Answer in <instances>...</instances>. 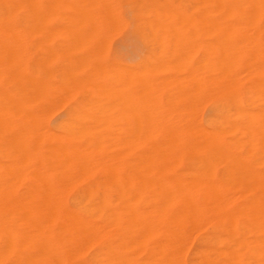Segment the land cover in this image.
I'll return each instance as SVG.
<instances>
[{"label":"bare ground","instance_id":"bare-ground-1","mask_svg":"<svg viewBox=\"0 0 264 264\" xmlns=\"http://www.w3.org/2000/svg\"><path fill=\"white\" fill-rule=\"evenodd\" d=\"M94 1V0H93ZM102 1V0H101ZM100 1V2H101ZM148 1V0H147ZM159 1V0H158ZM204 1V0H203ZM202 1V2H203ZM208 1V0H207ZM214 1H217V3H218V10H219V8H220V12H219V17H218V20L220 21V22H218L217 21V23L214 25V24H212V23H214V22H212L213 20L211 19V16L212 15H214V14H212V13H210V14H212V15H210V18H208V19H211V20H208L205 24L203 23V21H202V18H201V20L200 21H202L201 23H203V24H200V26H203V25H205V26H207V24H208V27L209 26H211V27H213V31H217V30H219V31H217V32H220V30H224V29H227V30H229V31H231V30H237L238 31V29L236 28V29H234L233 27H232V25L230 24V25H227V24H225V22H223L222 20L224 19V17H225V12H233V9L231 8V5H230V0H214ZM48 2H49V6H51V7H53L54 5H56V6H58V8H59V11H62V10H67V12H69L71 15L70 16H72V17H74L76 20H74L73 21V19L74 18H71L72 19V21L74 22V23H80L79 24V26H81V25H91V23H92V25L94 24V26L95 27H98V25H97V23L95 24L94 22H93V18L94 17H96L97 16V9H95L94 8V11L96 12V16H93V13H95L94 11H93V3L94 2H92V0H74V2H67V1H65V0H48ZM103 3L105 2V0L104 1H102ZM144 1L142 0V3H143ZM201 2V3H202ZM112 3V5L113 6H115V8H116V5H114L113 4V2H111ZM216 3V2H215ZM98 4H100V3H98ZM105 5L107 4L106 2L104 3ZM145 4V3H144ZM208 4V3H207ZM105 5L103 6V7H105ZM209 5V4H208ZM208 5H207V7H208ZM239 5H240V8H239V10H238V13H239V15H240V17L243 19V20H251L252 22H253V24L255 25V27L256 28H259V27H261L263 30H264V0H239ZM113 6H110V9L108 10L107 9V12H105V15H108V16H112V15H109L110 13V11H112V10H114L113 9ZM205 7H206V3H205ZM215 7V6H214ZM56 9H57V7H55ZM98 8H99V6H98ZM112 8V9H111ZM209 8V7H208ZM32 9H33V11H34V16L36 17V15L37 14H39V13H45L46 12V9H45V4H44V1L43 0H0V50L1 51H3L4 52V54H7V56H8V53H5V51H11V54H14L15 55V53L19 50V51H23V50H21L20 48H23L24 47V45H25V40L22 38V37H20V35H22V36H24L28 31H29V28H30V18H31V11H32ZM152 9V8H151ZM159 9V8H158ZM164 9V8H163ZM162 9V10H163ZM171 9V8H170ZM211 9V8H210ZM99 10V9H98ZM145 10V9H144ZM161 10V9H160ZM205 10H206V12H207V9L205 8ZM55 11V10H54ZM146 11V10H145ZM144 11V12H145ZM159 11V10H158ZM166 11H168V9L166 10ZM176 12V10L174 9L173 10V12ZM235 11V10H234ZM52 12V11H51ZM56 12V11H55ZM99 12L101 13V11L99 10ZM140 12V11H139ZM164 12H165V10H164ZM206 12H205V14H206ZM212 12H213V9H212ZM62 13V12H61ZM115 13H117L116 11H115ZM166 13H168V12H166ZM165 13V14H166ZM170 13V12H169ZM177 13V12H176ZM180 13H182V15L181 16H183L184 15V13L183 12H180ZM188 13V12H187ZM209 11L207 12V14H206V16H208L209 17ZM218 13V12H217ZM49 14L51 15V17H52V15H53V13H50L49 12ZM49 14H46V19H49V17H48V15ZM113 14H114V12H113ZM159 14V13H158ZM161 14H162V12H161ZM171 14H172V11H171ZM175 14V13H174ZM174 14H172V16H173V20H175L174 18ZM178 14V13H177ZM49 15V16H50ZM152 15V14H151ZM168 15H170V14H168ZM33 16V15H32ZM56 16V15H55ZM98 16H102V15H98ZM117 16H118V18H119V13L117 14V15H115L114 14V17H111V18H109V19H111V22H109V19H107V18H105L104 16H103V20H104V18L105 19H107V21L111 24L112 23V19H113V22L115 21V25L113 24H111V26H117L118 24H117ZM143 16H145V13H144V15ZM157 16V15H156ZM159 16H163V15H159ZM158 16V17H159ZM176 16V15H175ZM181 16H180V14H179V17L180 18H178V16H177V18L178 19H181ZM203 16V15H202ZM115 17H116V19H115ZM149 17V16H148ZM151 18H152V16H150ZM153 17H154V14H153ZM167 16H164V18H166ZM190 17V16H189ZM189 17H187V18H189ZM201 17V16H200ZM199 17V18H200ZM204 17H205V15H204ZM231 17V16H230ZM98 18H101V17H98ZM140 18V17H139ZM163 18V17H162ZM176 18V19H177ZM186 18V19H187ZM194 18V20H196L195 19V16L193 17ZM214 18V17H213ZM43 19H44V17H43ZM43 19H41V21L43 20ZM45 19V20H46ZM54 19V18H53ZM56 19V18H55ZM54 19V20H55ZM58 20H59V18H57ZM95 19V18H94ZM115 19V20H114ZM143 19H145L144 17H143ZM143 19L142 20H140V22L141 21H143ZM150 19V18H149ZM158 19V18H157ZM168 19V18H167ZM169 19H170V17H169ZM185 19V20H186ZM190 19V18H189ZM189 19H187V20H189ZM206 19V18H205ZM229 19V18H228ZM101 20V19H100ZM146 20H147V18H146ZM151 20V19H150ZM155 20V19H154ZM172 20V19H171ZM215 20V19H214ZM35 21V20H34ZM47 21V20H46ZM50 21V20H49ZM77 21V22H76ZM106 21V22H107ZM156 21V20H155ZM154 21V22H155ZM180 21V23H181V21L182 20H179ZM178 21V22H179ZM226 22H227V19L225 20ZM231 21V20H230ZM229 20H228V22H230ZM52 22V21H51ZM119 22V21H118ZM121 22H122V20H121ZM139 22V23H140ZM143 22H145V21H143ZM150 22V21H149ZM160 23V25L162 26L163 24H162V22H160V21H157V23ZM165 22H166V20H165ZM164 22V25L167 23H165ZM178 22H177V24H178ZM188 24H187V23ZM189 22H190V20H189ZM188 21H185V23H184V19H183V25H187V26H185V27H188L189 28V23ZM209 22V23H208ZM212 22V23H211ZM47 23H48V21H47ZM68 23V22H67ZM120 23V22H119ZM126 23V22H125ZM153 23V22H152ZM158 23V24H159ZM176 23V22H175ZM191 23H192V21H191ZM195 23V22H194ZM232 23V22H231ZM235 23H237V22H235ZM45 24V23H44ZM73 24V23H72ZM103 24V23H102ZM121 24V23H120ZM122 24H124V23H122ZM154 24V23H153ZM177 24H176V26L175 25H173L172 27H178L177 26ZM198 23L196 22V26H198L197 25ZM212 24V25H211ZM238 24V23H237ZM49 25V24H48ZM74 25V24H73ZM139 25V24H138ZM149 25V23H147V25L146 26H148ZM150 25H151V23H150ZM163 25V26H164ZM172 25V24H171ZM170 25V26H171ZM183 25H181V26H183ZM227 25V26H226ZM57 26V25H56ZM99 26L100 27H98L97 29H98V31H99V33H98V31H97V29H96V31H95V36L96 35H99L100 33V35L99 36H101V35H103L104 34V38H101V40H100V42H101V47L103 46H106V40L104 41V39L105 38H107V40L110 38H108V33H105L107 30H109V29H104L105 30V32L101 29V25L99 24ZM104 26H106L107 27V25H106V23L104 24ZM109 27V28H112L113 29V27ZM120 26V25H119ZM125 26V25H124ZM141 26H142V23H141ZM157 27H158V25H156ZM156 26H153V28H155ZM161 26H159V27H161ZM166 26V25H165ZM236 26V25H235ZM247 26V25H246ZM61 27V26H60ZM78 26H76V28H77ZM84 27V26H83ZM105 27V28H106ZM138 27V26H137ZM136 27V28H137ZM149 27V26H148ZM152 27V26H151ZM167 27H169L168 25L164 28L165 30H166V32H165V35H164V31L163 32H157V31H160L161 30V28L163 29V27H161L160 28V30H155L156 32H154V35L155 34H157L156 35V38L157 37H159V36H161L160 38H161V40H163L162 38H164L165 36L167 37L166 39L167 40H169V36H167L166 34H168V32L171 30V29H173L174 30V28H172V27H170L171 29H169V28H167ZM207 27V28H208ZM47 30L48 31H52V29L51 30H49V27L47 26ZM58 28V27H57ZM57 28L56 29H53V31H55V30H57ZM71 28H72V26H71ZM80 28V27H79ZM79 28H78V30H79ZM91 28V27H90ZM89 28V29H90ZM117 28V27H116ZM115 28V29H116ZM141 28H143V27H141ZM150 28V27H149ZM199 28H201V27H199ZM206 27L205 28H201V29H205L206 31H205V33L206 32H210L211 30H209V28L207 29ZM251 28V27H250ZM63 29V30H62ZM64 27L62 28L61 27V29L59 28V30H61V31H64ZM74 29V28H73ZM81 29V28H80ZM83 29H86V28H83ZM104 32H102L101 30ZM144 29V28H143ZM148 29V28H147ZM158 29V28H157ZM163 29V30H164ZM168 29H169V31H168ZM175 29H177V28H175ZM180 29H181V27H180ZM180 29H177V32H175V33H177V34H179L178 35V38H179V36H181V34L180 33H178V30H179V32H181V31H185L186 32V30H187V28L186 29H182V30H180ZM201 29H197V31H198V33L200 32L201 34H200V36L201 35H203L202 33H204L203 31L204 30H201ZM245 29V28H244ZM244 29H243V32L241 31V29L238 31V32H240V33H237V31H235L237 34H239V36L241 37V38H239V36L237 35V37L235 38V36L236 35H234V37H233V39H234V41L233 40H231V38H229L228 40H230L231 42H224L223 40V43H226V44H233V42H235V39H236V43H237V45L239 46V44L240 43H243V49H241L242 48V45H241V47L239 46H237L236 45V43H234V45L233 46H235V47H232L231 48V46H230V44L227 46L226 44V47H222V48H220L219 50H218V56H217V60H216V62L214 61V63L212 62H209V64H208V60L207 59H205V60H207V61H204V58H203V61H204V63L205 64H207L206 65V67L205 68H207L206 70L208 71H206L205 69V71L208 73V75H206L205 76V74L204 75H202L203 73H200V71L198 72V73H200V75L201 76H199V78L198 79H200V81L198 82V80L195 78V76H197V75H195V73L193 72V74L191 75V73H192V69L193 68H191L190 70L188 69V60H189V56L191 55V52L192 51H190L191 49H189V47H187L186 46V44L188 43V41L189 40H192V41H190L189 42V44L191 45V43L193 44V48H194V44L197 46V43H195V41L193 40L194 39V35H193V33H192V35L193 36H189V35H187V34H185V32H182V37H180V38H182V40L183 39H185L184 37H185V35L186 36H189V37H191L192 39H190V38H188V41L187 42H184L185 43V45L184 46H186L187 47V49H185L186 47H180L181 45H178L180 48H182V50H184V51H181V50H179V51H181V53H179V51H178V53L179 54H183V57H186V61L187 62H183V60H184V58H183V60L180 62L179 61V59H182V56H180L178 53V55H179V57H177L178 59H176V60H178L179 62H178V65H182V63H184L186 66H185V68L187 67V69H188V71H190L189 73H190V79L192 78L191 76H193V75H195L194 76V78L197 80V82L196 83H198L199 84V86L200 87H205L206 89H207V87L209 86V88H210V86L212 85V84H217L216 85V87L218 86V89H219V93H220V95L223 97V107H221L222 109L220 110V113H218L219 114V118H218V120H216V121H214V122H212V123H210V128H204L203 127V125L202 124H199V121H198V114H197V120L196 121H198L197 123H195V124H198V125H195V124H193L194 123V121H195V118H192L193 116H195L194 114H196V109H198V102H200V101H196V99H198L199 100V96H198V94H196L197 92H199L201 89H198L197 90V88H196V86L194 87L195 89H193V87H192V89H193V91H190V93H189V95L188 96H191L190 98L191 99H189V97L187 96H185V94H184V96L183 97H181V98H184V97H186L187 99H189V103L190 104H192L193 105V103L194 102H196V103H194V107H197V108H192L193 106L192 105H190V104H188V101H186L187 102V105L185 104L183 107H182V104L184 103V101H185V99H184V101L183 100H181V101H183V102H181L182 104L180 105V103H178V102H171V103H175L176 104V107H177V105H178V107L179 106H181V107H179V109L177 108V110H176V108L175 109H171V108H173L172 106H175V105H173L172 104V106H170L169 107V103L170 102H168V103H166V101L165 100H167L166 98H164V102L166 103V104H168V107H162L161 108V104H160V102H158V99H159V96L158 97H156L155 96V94L157 93L158 95H159V90H160V87H159V85H165V83H168V85H170L169 84V82H170V79L169 78H171L172 80L171 81H173L175 78H173V76L171 75V76H168L169 78V80H166V82L164 81L166 78H164L165 76H163V78H164V80H163V78H162V76L160 75V74H158V75H160V77H161V79L162 80H160V78L159 77H157V76H154V75H157L156 74V71H155V73H154V70H152L150 67V69L149 68H144L147 72H149L150 71V74L152 73V71H153V76L156 78L157 77V80L154 78V80H155V82L156 83H158L159 84V81H160V83H162V82H165V83H162V84H157L156 85V83L151 79V77L153 78V76L151 75V77L150 78H147V75L146 74H143V73H145V72H143L142 71V73L140 74V75H138V77L139 76H141L142 74L143 75H145L146 76V78L147 79H149L150 81H151V83L147 80V79H145V78H143L142 76H141V80H142V82H143V79H145V80H147V84L145 83H142V84H144L143 85V87L140 85V89H142V91H140V93L142 92V93H144V92H146V90H147V95H145L146 93H144V94H142L141 93V95H140V93L137 95L136 94V92L134 93V86L135 85H138V84H140V79H137L138 77H137V75L134 73L135 71L132 69L131 71H129L128 73H131V74H133L134 73V75L136 76V77H133V75L131 76V77H133V82H131L132 80H130V83L131 84H133V85H131L130 87L132 88L133 87V89H128L129 90V92L131 93V95H130V93H129V95H130V97H129V95L127 94V92L125 93V94H122V95H124V97H126L127 95H128V97L126 98V99H128V100H131V102L133 101V106H134V108H135V110H138V111H140L139 110V108L141 107V103L142 102H140V98H141V96H142V98H145V100H147V101H149L150 102V97H148V96H150L151 95V93L153 94V91L154 90H156L155 89V86L154 85H156V87H159V89H157L156 91H154V92H156V93H154L153 94V96H155V100H157V102L159 103V104H157V102H155V105L156 106H158L159 107V109H158V111L156 110L157 109V107H155L154 106V103H152V102H150V104H151V106H148V105H146V104H143L142 106L144 107H142V111L144 112V109H145V111H147V112H145V113H143L142 114V112L140 111V112H135V110L133 111V112H135V113H131L132 114V116L130 115V112H128L127 111V109H126V107H125V105H124V107H125V110L123 111L124 113L122 114V110H118V109H115V111L116 110H118L119 112H120V114H122V116L123 115H125V111H126V115H127V113L129 114L128 116L130 117H132L131 119H128L129 117L128 116H123L124 118H122V116L120 117V116H118V119H115V120H118V121H120V123L121 124H123L122 126H124V123L126 124V118L125 117H128L127 118V122H129L128 123V126L130 125V124H132V123H130V122H134V119L133 118H136L137 119V117L139 118L137 121L139 122V124H138V122L137 121H135L134 122V124H136L137 123V125H131V126H135V127H132V128H136V127H138V129L139 130H134L133 129V132L134 131H138V132H141V130H143L144 128H145V131H142L141 133L143 134V135H152V134H150V133H153V132H155L156 133V131L158 132V129H156L159 125V127L160 128H162L163 126V129L166 131V130H168L167 132L168 133H170L171 131H173V133H171L170 135L167 133V132H163L162 131V133L163 134H165V137L167 136V134H168V138H167V141H166V138L164 137V139H163V137H159V138H161V141H156V140H149V141H147V138H148V136H147V138H146V135L143 137H141V133H137V132H134V133H136V134H132V128H130L129 127V129L128 130H130V132L128 131V134H130V135H128L129 137V140H127V141H125V143H123V142H121L119 145H118V143L120 142V141H123V140H125V138H127V137H125V136H123V140H122V138H121V140L119 141L118 140V143L116 144V141H115V138H113V140L115 141V144L113 143V140H112V142H111V146H113V148H111V150H113V149H116V148H114V147H118V146H121L122 145V143H123V145L121 146V147H119V149H121L122 151H124V145H128L127 146V148L129 147V146H132L129 142H131V138L132 137H135V138H137V136H138V134H140L139 136H138V138H137V140H138V144L137 143H135L136 141H135V138H133V141H135V142H133L132 144H133V147H134V149H135V147H137V145H138V154L136 153V155H137V157L135 156V157H133V158H131V159H138V162H137V164L139 165L140 164V168L142 167V169H144V167L146 166V165H143L142 166V163H144V164H146V163H148L147 164V166H146V170H148L149 171V169L152 167V163H155L156 161H160V163H161V161H168V159H171V158H173V156H175V157H178L179 155V153H184V154H187V156L189 155L190 157H191V155H195V154H197V161H198V163L200 164V166H202L203 168H206L207 169V167H210V166H212L213 164H216V162L217 163H219L218 164V166H220L221 168L223 167V166H225V165H220V162H224V164H226L227 165V167L225 166L224 168H227V170H226V172L224 173V174H220L221 176H220V178H218V179H216L215 177H214V175L213 174H211L210 172V174H207V171L206 172H203L202 174H201V172H200V174H201V176H199L198 175V171H197V175L198 176H195V177H192L191 179L190 178H188L187 177V179L188 180H184V179H170V178H165V177H158V178H152L149 174H147V176H144L143 174V171H142V174H139V176H140V178H139V182H138V185L136 184L137 182H136V180L138 179L137 177H136V175H135V173H133L134 174V176L132 175V174H130L131 175V177L132 178H135L136 177V179H135V184H136V188L134 187V186H132V185H130V186H128V184H127V186H126V189L125 190H120L119 188V191H115L114 189H112V190H114V191H70L69 189H66V191H60V190H57V188L56 187H58V185L60 186L61 184L60 183H62L61 182V179L59 180V178H62V180H63V178H64V176H63V174H64V169L62 170L61 169V167H62V165H61V167H60V164H58L59 165V167H58V170L57 171H59V175H58V177L59 178H56L55 179V176L56 175H54V176H51V175H48V174H46V170H43V169H45V168H42V170H41V168H40V170L39 169H37V167H36V169H31L30 170V168H32L31 166H29V165H31L32 164V162H33V160L32 159H37V157L36 156H38V154L36 153L35 155H34V153L32 154L33 155V157H35V158H31V151L33 150V149H35V147L34 146H32L33 144L35 145L38 141H41V138H42V140L44 141V138H46V137H49L50 135H49V133H48V129L44 132L45 134H47L48 136H46L45 134L43 135L42 134V132H43V130L41 129V128H39L40 129V131H39V129H38V127H35L34 125L36 124H33V121L32 120H28V119H26V117H27V115H25V114H20L21 116H20V118L21 117H23L24 118V116H26L25 117V119H24V121H26V120H28L27 122L29 123V125L27 126V122H24L23 121V118H22V123L24 124H26V125H23L22 123H20V124H16V123H13V124H11L12 123V121H14V119H13V117H12V115H9V117H11V123L9 124V123H7L6 122V117L8 116V113H10V107L9 108H4V105H3V107L1 106V104H0V125H3V126H5L6 128H7V126H6V124L10 127V129H13L14 130V132L12 133V134H9V135H7V136H1L0 135V143L2 144V146H4V147H1L0 146V153L2 154H5L4 152H5V150H6V152H8V155H9V157H12V159L10 158V162L8 161V163H10V164H7V168H6V170H7V172L8 173H10V174H7V173H5L6 171H4V175L2 174V168H0L1 169V171H0V174L2 175V176H4L5 177V174H7L9 177H11L12 176V174L11 173H13V171H14V174H15V171H17V174L19 173V175H17V177H18V180H16V178H14L13 177V179L12 180H14L15 182H13L12 180L10 181L9 180V177L7 176V178H4L6 181L4 182V183H6L4 186H8L7 188H9L7 191H5L7 188L6 187H4V186H2L4 183H0V201L2 200V202H3V204L2 203H0L1 205H2V207H7L8 206V209H9V207H11L12 208V215L14 214V211H16V209H18V211H19V209H20V211H22L23 213H24V210H26L25 211V213L23 214L22 212L20 213V211H19V213L20 214H23L22 216H24V218L26 219H24L23 218V220L24 221H26L28 224H29V226H27V223L25 224L27 227V229H29L28 227H30V225H33V224H36V223H38V221L36 220L37 218L35 217L36 216V214H35V216H32L33 218H31V215H30V213H29V211L30 212H32V211H35L36 210V212H39L41 209V207H45L46 209L47 208H49L50 210H51V212L52 211H54V210H60V208H55V206H58V205H61V204H63V200H62V197H63V199H64V196L63 195H68V194H70V193H77V192H82L83 194H88V195H90V196H92V195H96V194H99V193H101V194H105V195H111V196H114L115 197V200H113V201H111V200H109V201H107V200H104V197H103V201H106V205H109V204H113V203H115V206H116V211H114L115 213L113 214L114 216L117 214V215H122L121 216V220H123L122 222H124L126 219H127V222L125 221L124 222V224L126 223V227H127V230H128V226L130 225V227L132 226V224H133V216H131L130 218H127V216L125 217L126 219L124 220V219H122L123 218V215L126 213V215L127 214H129L130 212H132V214L131 215H135V218H134V224H136L137 225V227L134 225V226H132L133 228L135 227V228H137L138 230H137V232H138V234H137V232H134L135 231V229L133 230V228L131 227V229L133 230H131L130 228H129V230H131L132 232H131V235H132V238H131V240H132V246L133 245H136L137 244V241H138V244L137 245H139V256H140V261H138V259H137V261L138 262H140V264H242V262H241V260H240V256H239V230H238V222H239V216H241V214H242V217L244 218V219H247L248 220V222H250V224L251 223H254V219H256V220H258V221H260V222H263L264 223V173H259V171L258 170H256L252 165H250L249 163H248V159L250 158V156L249 155H254V154H252V153H260L261 152V154H263V152H264V44H259V42L256 40L255 41V39H253V35L256 37L257 35H259L258 34V32L257 31H255V33H257V34H255V33H253V32H249V31H246L247 32V35H249L250 34V36H249V38L248 39H250L251 38V40H250V42H249V40H247V37L248 36H246V33H244ZM34 30V29H33ZM44 30H46L45 28H44ZM142 30V29H141ZM150 30V29H149ZM152 31H153V29H151ZM150 30V31H151ZM201 30V31H200ZM208 30V31H207ZM227 30H225V31H227ZM47 31V34H49L50 35V33ZM52 31V32H53ZM61 31H60V33H61ZM68 31V30H67ZM73 31H75V29L73 30ZM85 31V30H84ZM110 31V30H109ZM174 31H176V30H174ZM174 31H172V32H174ZM187 31H189L190 32V30H187ZM193 31V30H192ZM212 31V33H216V32H213ZM40 32V31H39ZM66 32V31H65ZM79 32V31H78ZM81 32L83 33V31L81 30ZM108 32V31H107ZM117 32V31H116ZM142 32V31H141ZM171 32V33H172ZM189 32H187V33H189ZM30 33V32H29ZM43 33H44V31H43ZM57 33V32H56ZM70 33V32H69ZM85 33V32H84ZM97 33V34H96ZM110 33H112V32H110ZM115 33V32H114ZM150 33V32H149ZM152 34H153V32H151ZM160 33V34H159ZM162 33V34H161ZM171 33H169V34H171ZM222 32H220V34H221ZM224 33V32H223ZM231 33V32H230ZM249 33V34H248ZM253 33V34H252ZM24 34V35H23ZM36 34V33H35ZM46 34V33H45ZM54 34V33H53ZM53 34H51V35H53ZM71 34H72V31H71ZM86 34V33H85ZM151 34V35H152ZM168 34V35H169ZM177 34H174L175 35V37H177L176 35ZM185 34V35H184ZM243 34V35H242ZM43 35V34H42ZM49 35H47V36H49ZM65 35V33L64 34H62V36H64ZM105 35H107V37H105ZM112 35V34H111ZM154 35H153V37H154ZM172 35V34H171ZM191 35V34H190ZM210 34H208V36H209ZM216 34H214L213 36H211V37H214ZM230 35H233L232 33L230 34ZM242 35V36H241ZM46 36V35H45ZM46 36V37H47ZM83 36H87V34L86 35H84L83 34ZM91 36V35H90ZM147 36V35H146ZM163 36V37H162ZM184 36V37H183ZM199 36V35H198ZM205 36V35H204ZM223 36V35H222ZM245 36V37H244ZM53 37V36H52ZM58 37V36H57ZM101 37H103V36H101ZM171 37V36H170ZM172 37H174V36H172ZM206 37V36H205ZM218 37L219 36H217V39H218ZM60 38H62L63 39V37H60ZM71 38H72V36H71ZM84 38H86V40L84 39ZM83 39H80V37H79V39H80V41L82 42V41H87L88 40V38H89V36L88 37H84ZM94 39H95V37H93ZM98 38H100V37H98ZM146 38V37H145ZM179 38V39H180ZM187 38L185 39V40H187ZM202 38V37H201ZM200 38V39H201ZM209 39H210V37H208ZM215 38V37H214ZM220 38V37H219ZM237 38L239 39V42H238V40H237ZM243 38H245L244 40H241L240 41V39H243ZM44 40H45V38H43ZM50 39H53V38H50ZM49 39V41H51ZM67 39H70V35H69V38L67 37ZM90 39V38H89ZM102 39H103V41H102ZM152 39V38H151ZM171 39V38H170ZM175 39V38H174ZM34 40V39H33ZM73 40V39H72ZM75 40H77V39H74V41H72L74 44H75ZM91 40H93V39H91ZM96 40V39H95ZM157 40V39H156ZM155 40V42H157V41H161V40H157L156 41ZM164 40H165V38H164ZM163 40V41H164ZM178 40V39H177ZM182 40H180L181 42H182ZM184 40V41H185ZM196 40H197V37H196ZM214 40V39H213ZM56 41V40H55ZM97 41H98V39H97ZM142 41V40H141ZM171 40H169V42H170ZM172 41H176V40H172ZM203 41L205 42H207V44H206V42H205V44H201V45H205L204 47H207L208 49L209 48H214V46H211L212 45V43L210 44L209 43V41H211V40H209L208 41V39L207 40H204L203 38H202V43H203ZM243 41V42H242ZM248 41V42H247ZM252 41V42H251ZM254 41H255V43H254ZM28 42V41H27ZM33 42V41H32ZM31 41H30V43H32ZM79 41L77 40L76 41V44H79L78 43ZM91 42V41H90ZM106 42V43H105ZM110 42V41H109ZM167 43V46H168V41H166ZM177 42H179V40L178 41H176L175 43H177ZM199 42V44L201 43V41H198ZM257 42V43H256ZM30 43H28V45L30 44ZM43 43V42H42ZM56 43H57V45L59 44L58 43V41H56ZM65 43V42H64ZM66 43H67V41H66ZM86 43H88V42H86ZM92 43H93V41H92ZM104 43H105V45H104ZM222 43V44H223ZM252 43H254L253 45H252ZM81 45H82V43H80ZM79 44V48H80V45ZM84 44H85V42H84ZM90 44V43H89ZM163 44L165 45V42L164 43H161V46L164 48V47H166V46H163ZM209 44V45H208ZM221 44V45H222ZM248 44H250V45H248ZM34 45V44H33ZM61 45V44H60ZM65 45H67V44H65ZM96 45V44H95ZM215 45V44H214ZM224 45V46H225ZM252 45V46H251ZM49 46H50V44H49ZM99 46V43H98V45H97V47ZM152 46V45H151ZM183 46V45H182ZM209 46H211V47H209ZM237 46V47H236ZM249 46V48H250V46L252 47V48H250V50H249V48H247V47ZM42 47H43V45H42ZM62 47H63V50L64 49H66L65 47H64V45L62 44ZM102 47V48H103ZM108 47V46H107ZM158 47V46H157ZM171 48L173 47V45L172 46H170ZM191 47H192V45H191ZM200 47L201 48H204L203 46H199V48L197 47V49H200ZM229 47V48H228ZM246 47V48H245ZM29 48V47H28ZM47 48V47H46ZM52 48V47H51ZM73 48H75V47H73L72 46V50H73ZM78 48V47H77ZM82 48V47H81ZM93 48L95 49V47L93 46ZM163 48H161V50L163 49ZM168 48V47H167ZM174 48V47H173ZM175 48L176 49H178V47H176L175 46ZM193 48H192V50H193ZM211 48V49H212ZM61 49V48H60ZM83 49V48H82ZM93 49V50H94ZM98 49V48H97ZM96 49V50H97ZM151 49V48H150ZM176 49H173V51H175V52H177V50ZM215 49H216V47H215ZM215 49H213L214 51L213 52H216L215 51ZM247 49L251 52H253V54H252V52H251V54L247 51ZM14 50H17V51H14ZM25 50V49H24ZM35 50V49H34ZM39 50V49H38ZM43 50H44V48H43ZM62 50V51H63ZM75 50H77L76 48H75ZM86 50V49H85ZM100 50V49H99ZM154 50H155V48H154ZM188 50V51H187ZM203 50V49H202ZM204 50L206 51L207 49L206 48H204ZM13 51V52H12ZM26 51V50H25ZM45 51V50H44ZM48 51V50H47ZM47 51H46V54H47ZM51 51V50H50ZM61 51V50H60ZM65 51V50H64ZM87 51V50H86ZM167 51V50H166ZM168 51H170V49H168ZM172 51V50H171ZM195 51V50H194ZM208 51H210V50H208ZM247 51V52H246ZM3 52H1V54H2V56L0 57V99H1V101H5V102H7L11 107L12 106H16V109H18L17 111H19L18 112V114L20 113V110H22V108H24V107H22L19 103H20V100L21 99H24V98H27L26 100H25V102L26 101H31L30 99H29V97H28V88L30 89V87H29V85L30 84H33L34 82H35V80L33 81V83H32V79H31V81H30V79L28 80L27 78L28 77H25V76H23L22 75V72H24V71H26V65H27V61H26V57L25 58H22V56L21 57H16V55L14 56H11L10 55V53H9V57L8 58H5V57H3ZM24 52V51H23ZM22 52V53H23ZM29 52V51H28ZM56 52V51H55ZM73 52V51H72ZM96 52V51H95ZM94 52V53H95ZM162 52V51H161ZM211 52V51H210ZM246 52V53H245ZM19 53V52H18ZM27 53V52H26ZM44 54H45V52H43ZM57 53V52H56ZM59 53V52H58ZM171 52H169V53H167L166 54V52H165V55H168V54H170ZM172 53H174V52H172ZM190 53V54H189ZM203 53H207V52H203ZM248 53V54H247ZM20 54V53H19ZM19 54H17V55H19ZM49 54L51 55V52H49ZM76 54V53H75ZM187 54L188 55V59H187V55L185 56V55ZM215 54V53H214ZM244 54H246V55H251L250 57L249 56H247V57H245L244 56ZM24 55H26V54H24ZM28 55V54H27ZM60 56H61V53L59 54ZM165 55L164 56H159V57H162V59L165 57ZM4 56H6V55H4ZM45 56V55H44ZM52 56V55H51ZM55 56V55H54ZM53 56V57H54ZM173 56V55H172ZM174 56H176V53H175V55ZM212 56H216V55H213V54H211V57ZM36 57H37V54H36ZM47 57H48V55H47ZM46 57V58H47ZM74 57V56H73ZM77 57V56H76ZM83 57H84V55H83ZM82 57V54H81V58H83ZM155 57V56H154ZM168 58H169V56H167ZM204 57V56H203ZM49 58H50V56H49ZM80 58V57H79ZM89 58V56H87V60H89L90 61V59H88ZM90 58H91V56H90ZM92 58H94L95 59V57H92ZM91 58V59H92ZM99 58V57H98ZM151 58V57H150ZM172 58H174V57H172ZM48 59V58H47ZM75 59V58H74ZM73 59V60H74ZM84 60H86L85 58H83ZM83 59H81V60H83ZM147 59L149 60V58L147 57ZM157 59V58H156ZM160 59V58H159ZM202 59V58H201ZM209 59V58H208ZM215 59V58H214ZM44 60V59H43ZM60 60V59H59ZM69 60H71L70 58H69ZM86 60V63H88V64H90L88 61ZM93 60V59H92ZM151 60V59H150ZM153 60V59H152ZM158 60V59H157ZM161 60V59H160ZM173 61H171V63L173 62L174 63V61H175V63H176V60L175 59H172ZM210 60V59H209ZM212 60V59H211ZM210 60V61H211ZM50 61V60H49ZM64 62H65V60H63ZM76 61V60H75ZM78 61H79V59H78ZM145 61V60H144ZM155 61V60H154ZM161 61H163V60H161ZM161 61H159V63L161 62ZM165 61H167L166 60V58H165ZM169 61V60H168ZM73 62V61H72ZM94 62V61H93ZM93 62H92V64H93ZM97 62V60L95 59V63ZM141 62V61H140ZM152 62V61H151ZM158 62V61H157ZM170 62V61H169ZM207 62V63H206ZM40 63V62H39ZM71 63V62H70ZM70 63H68V64H70ZM80 63H81V61H80ZM84 64H85V62H83ZM143 63H145V62H143ZM142 63V64H143ZM149 63V62H148ZM156 65H157V63H156V61L154 62ZM158 63V64H159ZM165 64H166V62H164ZM171 63H168V64H171ZM181 63V64H180ZM192 63H193V60H192ZM200 65H201V60H200ZM42 64V62L40 63V65ZM83 64V65H84ZM140 64V63H139ZM152 64V63H151ZM155 64H152V65H154L155 66ZM161 65L160 66H158V68L159 67H161L160 69H158L157 68V66H155L156 67V70L158 69V70H160L159 72L161 73V71H162V69H163V67H164V65L162 64V63H160ZM184 64L181 66V67H183L184 66ZM75 65H77V63L75 62ZM100 65V64H99ZM115 65V64H114ZM117 65V64H116ZM145 65V64H144ZM149 65V64H148ZM162 65H163V67H162ZM173 65V64H172ZM70 66V65H69ZM78 66V65H77ZM77 66H75V69H76V67ZM81 66H82V63H81ZM93 66V65H92ZM121 65H119V66H116V69H117V75L116 76H120V71H118V70H122V68L120 69H118V67H120ZM141 66V65H140ZM140 66L137 68V69H139L140 68ZM143 66V65H142ZM146 66V65H145ZM145 66H143V67H145ZM165 66H167V68H168V65H165ZM80 67V66H79ZM78 67V68H79ZM83 67V66H82ZM82 67H80V68H82ZM94 67V66H93ZM98 67V66H97ZM101 67V66H100ZM142 67V68H143ZM148 67V66H147ZM169 67H171V65L169 66ZM173 67L174 68H176V69H178V68H180V67H175L174 65H173ZM86 68V67H85ZM115 68V67H114ZM129 68V69H130ZM174 68H173V70H174ZM102 69V68H101ZM129 69H127V70H125V69H123V70H125V73H127V71L129 70ZM153 69H155L154 67H153ZM165 69V68H164ZM247 69V70H246ZM93 70V69H92ZM100 70V69H99ZM110 70V69H109ZM122 70V71H123ZM171 70V69H170ZM172 70V71H173ZM179 70V69H178ZM182 70H183V68H182ZM15 71H17V72H20L21 73V76H19V77H16V76H14V73L13 72H15ZM79 71V70H78ZM168 71H169V69H168ZM176 72H178L177 70H175ZM174 71V72H175ZM180 71H181V69H180ZM245 71V72H244ZM87 72H90V70L88 71L87 70ZM93 72H95V70H93V71H91V73H93ZM98 72V71H97ZM101 72V71H100ZM124 72V71H123ZM122 72V73H123ZM133 72V73H132ZM139 72H141L140 70H139ZM146 72V73H147ZM187 72V71H186ZM202 72V71H201ZM204 72V71H203ZM209 72H213V73H210V76H209ZM44 73V72H43ZM72 73V72H71ZM96 73V72H95ZM103 73H104V71H103ZM115 73H114V75H115ZM136 73H138V71L136 70ZM164 73V72H163ZM197 73V72H196ZM197 73V74H198ZM241 73H244V77H243V75H241ZM246 73V74H245ZM55 74V73H54ZM67 74V73H66ZM97 74V73H96ZM101 74V73H100ZM108 74H109V71H108ZM139 74V73H138ZM18 75V74H17ZM91 75V74H90ZM101 75H103V74H101ZM114 75H113V77H114ZM124 75H126V74H123V75H121V76H123V79H125L126 77H127V75H126V77L124 78ZM180 75V74H179ZM179 75H175V77L176 76H179ZM183 75H184V73H183ZM188 75V74H187ZM199 75V74H198ZM65 76V75H64ZM144 76V77H145ZM181 76V75H180ZM185 76V75H184ZM202 76L204 77L203 79H201L202 78ZM57 77V76H56ZM62 77V76H61ZM61 77H59L60 79H61ZM66 77V76H65ZM94 77H95V75H92L91 77L89 76L88 77V79L86 78V80H90L91 78H93V79H91V80H96V81H99V80H102V77L100 78V77H95V79H94ZM112 77V78H113ZM166 77H167V75H166ZM183 77V76H182ZM181 77V78H182ZM186 77H188V76H186ZM185 77V78H186ZM198 77V76H197ZM201 77V78H200ZM90 78V79H89ZM97 78V79H96ZM114 78H116V77H114ZM114 78L112 79V80H114ZM134 78H136L138 81H135L136 79H134ZM177 78V77H176ZM179 78V80H181V78L180 77H178ZM185 78H182V82H183V79H185ZM80 79V78H79ZM117 79H118V77H117ZM122 79V78H121ZM189 79V80H190ZM247 79V81H249V83H250V86H248V90H249V93H250V95L252 96V94H251V92H259L260 94L259 95H257V97L261 100V104H258V105H255V106H253V107H250V108H246L244 105H243V103H242V101H241V93H242V89H243V82H244V80H246ZM90 80V81H91ZM118 80H120V79H118ZM117 80V81H118ZM128 80H129V77H128V79H126V82L128 83ZM140 80V81H139ZM177 80L178 79H176L175 81H176V83H174V81H173V84L172 85H175L173 88H175V87H179V86H177L176 84H177ZM178 80V85H179V81ZM186 80H188V78H186ZM186 80L184 81V85L185 84H188L187 82H186ZM188 80V81H189ZM202 80H203V82H202ZM30 81V82H29ZM89 81V82H90ZM92 81V82H93ZM122 81V80H121ZM124 81V80H123ZM122 81V82H123ZM168 81V82H167ZM37 82H38V80H37ZM36 82V83H37ZM75 82H77V80L75 81ZM85 82H87V81H85V79H84V83ZM91 82V83H92ZM102 82V81H101ZM112 82V81H111ZM115 82V81H114ZM114 82H112V83H114ZM126 82H124L123 84H126V86L124 87V89H126L127 90V88H130L129 86H128V84L126 83ZM136 82H138V84H136ZM145 82V81H144ZM153 82H154V84H153ZM186 82V83H185ZM195 82V81H194ZM200 82H201V84H204L203 86H201V84H200ZM30 83V84H29ZM36 83H34V85L35 86H37L36 85ZM39 83V82H38ZM43 83H44V81H43ZM43 83L41 84L42 86H43ZM80 83V82H79ZM82 83H83V80L81 79V85H82ZM88 83V82H87ZM87 83L85 84L86 86H88L87 85ZM98 82H96V86L97 85H100V88H99V86H98V88H99V90H100V93H101V87H102V85H101V83H100V81H99V84H97ZM116 83V82H115ZM118 83H119V81H118ZM118 83H116V84H118ZM121 83V82H120ZM151 84L150 86L148 85V84ZM29 84V85H28ZM56 84V83H55ZM60 84V83H59ZM77 84V86H79L80 84H78V83H75V84H73L72 83V86H71V84H70V87L68 86V88H73L74 89V87H76L75 85ZM102 84H103V82H102ZM109 84V83H108ZM115 84V85H116ZM122 84V83H121ZM122 84V85H123ZM181 84V83H180ZM4 85H5V87H4ZM33 85V86H34ZM41 85H40V88H41ZM45 85H46V83H45ZM51 85V84H50ZM89 85H90V83H89ZM112 85H114V84H112ZM115 85H114V87H115ZM167 85V84H166ZM215 85H212L211 87H213V86H215ZM56 86H57V88L58 89H61V90H63V89H66V88H63V87H61V86H58V84H56ZM64 86V85H63ZM66 86V85H65ZM83 87H84V85H82ZM90 86H94V84L92 83V85H90ZM89 86V89L90 90H93V88L92 87H90ZM108 86V85H107ZM117 86V85H116ZM120 86V88H122V86L120 85V84H118V86H117V88L115 89V91L116 90H119L118 89V87ZM139 86V85H138ZM146 86V87H145ZM149 86V87H148ZM152 86V87H151ZM247 86V85H246ZM31 87H32V85H31ZM45 87V86H44ZM46 87H48V86H46ZM45 87V88H46ZM61 87V88H60ZM83 87H81L82 89H83ZM108 87H111V85L110 86H108ZM127 87V88H126ZM147 87H148V89H147ZM154 87V89H153V91H152V88ZM161 87H165V86H161ZM169 87V86H168ZM245 87V86H244ZM49 88V87H48ZM78 87H76V89H77ZM80 88V87H79ZM78 88V89H79ZM94 88H96V87H94ZM105 88H107L106 87V85L104 86V89ZM138 87L136 86V89H137ZM138 88V89H139ZM143 88H146V90H144ZM171 88V87H170ZM179 88H181V87H179ZM178 88V89H179ZM183 89H186V88H191V85H189V87H182ZM209 88L207 89L208 91H209ZM258 88H259V90H258ZM32 89V88H31ZM30 89V90H31ZM37 89H39L38 87H37ZM42 89H44L43 87H42ZM47 89V88H46ZM75 89V90H76ZM88 89V88H87ZM110 89H112V88H110ZM110 89H108V93L111 95V97H110V100H108V94L107 93H104V92H106V91H102V98H103V93H104V97H105V99H106V95L105 94H107L108 96H107V99H106V101H115L116 99L119 101L122 97H119L120 99H118L117 97H116V99L114 100H111L112 99V96L116 93V94H118L117 92H120L121 93V90L120 91H116L115 93H114V91H112L111 90V92H109L110 91ZM123 89V88H122ZM139 89V90H140ZM151 89V90H150ZM162 89V88H161ZM175 89H177V88H175ZM211 89V88H210ZM32 90H36L35 88L34 89H32ZM45 90V89H44ZM61 90H60V92H61ZM69 90V89H68ZM103 90V89H102ZM127 90V91H128ZM165 90H167V89H165ZM171 90V93H172V88L170 89ZM70 91H72V90H70ZM79 91V90H78ZM77 91V92H78ZM94 91H96V89H94ZM94 91H93V93H94ZM137 91V90H136ZM148 91H150V93L148 92ZM152 91V92H151ZM162 91V90H161ZM168 91V90H167ZM177 90H175V92H176ZM182 91V90H181ZM186 91V90H185ZM195 91V92H194ZM197 91V92H196ZM207 91V92H208ZM34 92V91H33ZM32 92V93H33ZM36 92V91H35ZM46 92V91H45ZM139 92V91H138ZM177 92H179V93H181L180 92V89H179V91H177ZM177 92H176V95L174 94V93H172L173 95H172V98H177L176 96H182V95H180V94H178L177 95ZM193 92V93H192ZM254 92V93H255ZM37 93V92H36ZM36 93H34V95H36ZM62 93V92H61ZM63 93H64V90H63ZM66 93H67V91H66ZM69 94V96L67 95V99L69 100V97L71 96V92H68ZM113 95H112V94ZM119 93V94H120ZM122 93H124V90H123V92ZM132 93H134V95L135 96H133L132 95ZM195 93V94H194ZM212 93H213V91H212ZM217 93V92H216ZM30 94H31V92H30ZM44 94V93H43ZM49 94V93H48ZM55 94H56V92H55ZM77 94V93H76ZM95 94V95H94ZM93 95L94 96H96L97 95V92L96 93H94ZM168 94V93H167ZM166 94V95H167ZM182 94V93H181ZM192 94H194L195 96H193ZM202 94V93H201ZM207 94V93H206ZM210 94V93H209ZM40 95V94H39ZM42 95V94H41ZM62 95V94H61ZM143 95H145V96H143ZM171 94L169 93V97H171L170 96ZM200 95V94H199ZM204 95V94H203ZM211 95V94H210ZM43 96V95H42ZM41 96V97H42ZM45 96H46V94H45ZM57 96V95H56ZM62 96H64V95H62ZM87 96V95H86ZM118 96V95H117ZM120 96H121V94H120ZM132 96L134 97V98H132ZM140 97L139 98V102L137 101L138 100V98L137 97ZM153 96L151 95V98L153 99ZM174 96V97H173ZM198 96V97H197ZM209 96V95H208ZM208 96H205V97H208ZM211 96H213V95H211ZM215 96V95H214ZM30 97H33V94H32V96H30ZM52 97V96H51ZM96 97H98V96H96ZM115 97V96H114ZM123 97V99H125ZM137 99H136V98ZM166 97V96H165ZM168 97V98H169ZM192 97H195V99L194 98H192ZM201 97V96H200ZM204 97V96H203ZM203 97H202V99H203ZM253 97H255L254 95H253ZM34 98H37V97H34ZM60 98V102H61V104L63 103L61 100H62V98L63 97H59ZM91 98V97H90ZM131 98V99H130ZM210 99H211V97H209ZM258 98H257V100H258ZM40 99V98H39ZM49 98H47V100H48ZM51 99V98H50ZM56 99H57V97H56ZM92 99V98H91ZM104 99V100H105ZM133 99V100H132ZM134 99H135V101L136 102H138V103H136V105L139 107V105H140V107L139 108H137V106L136 105H134L135 103V101H134ZM153 99V100H154ZM171 99V98H170ZM178 99H180L179 97H178ZM177 99V100H178ZM192 99H193V101H192ZM216 99V98H215ZM36 100V99H35ZM38 100V99H37ZM93 100V99H92ZM95 100V99H94ZM100 100V99H99ZM103 100V99H102ZM160 100V99H159ZM176 100V99H175ZM191 100V101H190ZM221 100V99H220ZM28 101V102H29ZM44 101V100H43ZM42 101V102H43ZM90 101V100H89ZM122 101H125V100H122ZM121 101V102H122ZM168 101H170V100H168ZM202 101V100H201ZM263 101V102H262ZM25 102H24V105H25ZM33 102V101H32ZM42 102L40 103L41 104V107H42ZM46 102H48V101H46ZM49 102H51V101H49ZM53 102H54V100H53ZM92 102V101H91ZM90 102V103H91ZM94 103H98V102H95V101H93ZM108 102H106L107 104H108ZM120 102V103H121ZM128 102H130V101H128ZM127 102V100L125 101V102H123L124 104H126V103H128ZM130 102V103H131ZM185 102V103H186ZM205 102V101H204ZM204 102H202V103H204ZM218 102H219V100H218ZM6 103V104H7ZM27 103V102H26ZM45 103V102H44ZM115 103H117L116 104V107H118L119 106V102H117V101H115ZM115 103H113V104H115ZM130 103H128V106H127V104H126V106H127V108L129 107V106H132ZM178 103V104H177ZM207 103V102H206ZM213 103V102H212ZM214 103H216L215 101H214ZM251 103V102H250ZM51 104H53L54 106L55 105H57L56 104V101L54 102V103H51ZM106 104V107L107 106H109V105H107ZM130 104V105H129ZM165 104V105H166ZM200 104H201V102H200ZM27 105H31V104H27ZM39 105V104H38ZM47 105H50L49 103L47 104ZM78 105V104H77ZM76 105V106H77ZM95 105V104H94ZM94 105H93V107H94ZM99 106H100V103L98 104ZM104 105V104H103ZM203 105V104H202ZM205 105V104H204ZM216 105V104H215ZM251 105V104H250ZM71 106H73V105H71ZM96 106V105H95ZM114 105H112V107H113ZM123 105H122V103H121V108H124V107H122ZM147 108H149L150 110L152 109V108H154V109H152V111H150V110H148V109H146V107ZM153 106V107H152ZM162 106H164V104L162 103ZM167 106V105H166ZM188 106V107H187ZM191 106V107H190ZM13 107V108H14ZM26 107V106H25ZM45 107V106H44ZM80 107V106H79ZM97 107V106H96ZM102 107V106H101ZM184 107H186V108H192L191 109V112H192V110H194V112H192V113H194V114H192L193 116L191 117L190 116V118H188L187 119V121H189V120H192V119H194V120H192V121H190L191 123H187L186 122V125H190L187 129L185 128V127H183V126H185L182 122V120L184 119L183 117H182V115L180 116V114H181V111H183L184 112ZM201 107V106H200ZM216 107H217V105H216ZM43 108V107H42ZM48 108V107H47ZM64 108V107H63ZM81 108V107H80ZM82 108H83V106H82ZM85 108V107H84ZM92 108V107H91ZM114 108V107H113ZM119 108H120V106H119ZM130 108H132V107H130ZM130 108H128V109H130ZM137 108V109H136ZM180 108L182 109V110H180ZM218 108V107H217ZM16 109H14V110H16ZM39 109V108H38ZM45 109H46V107H45ZM45 109H43L44 111H45ZM78 109V108H77ZM101 109V111H105V110H102V108H100ZM103 109H104V106H103ZM105 109H107V108H105ZM133 109V108H132ZM141 109V108H140ZM162 109V110H161ZM170 110L171 111V114H172V116H171V114H170V112L169 113H167L168 111L167 110ZM11 110H12V108H11ZM41 110V109H40ZM42 110V112H44ZM51 110V108L50 109H47L46 111H47V113H48V111H50ZM73 110H75V108L73 107ZM73 110H72V113H73ZM82 110V109H81ZM153 110H154V112H153ZM160 110V111H159ZM180 110V111H179ZM199 110V109H198ZM197 110V111H198ZM216 111H217V109H215ZM25 111V110H24ZM46 111L44 112V114L46 113ZM95 111H96V108H95ZM97 111H99V107H98V110ZM96 111V112H97ZM100 111V112H101ZM118 111H116V112H118ZM130 111V110H129ZM148 111H150V112H152L151 113V116H149L150 114V112L148 113ZM162 111H164V115L167 113L169 116L167 117V115H165V117H162V115H163V112ZM167 111V112H166ZM179 113V114H176L177 112ZM185 111H186V109H185ZM233 111V112H232ZM16 111H14V113H15ZM27 113H28V111H26ZM33 112V111H32ZM39 112V111H38ZM41 112V111H40ZM51 112V111H50ZM79 112V111H78ZM95 112V113H96ZM100 112H98V113H100ZM156 112H157V114H156ZM219 112V111H218ZM230 112H232V113H230ZM11 113H13L12 111H11ZM17 113V112H16ZM23 113V112H22ZM36 113V112H35ZM34 113V114H35ZM90 113V112H89ZM136 113H137V116H136ZM138 113L141 115H138ZM147 113H148V117H147ZM159 113V114H158ZM160 113H161V115H160ZM190 113V112H189ZM199 113V112H198ZM201 113V112H200ZM31 114V113H30ZM33 114V115H34ZM92 114V113H91ZM116 114V113H115ZM115 114L113 115V117H117V115L115 116ZM117 114H119V113H117ZM134 114V115H133ZM156 114V115H155ZM188 114V113H187ZM191 114V113H190ZM14 115V114H13ZM38 115V114H37ZM47 115V114H46ZM45 115V116H46ZM106 115H108V114H106ZM111 115H112V112H111ZM146 115V116H145ZM155 115V116H154ZM163 115V116H164ZM176 116L178 119H176V118H174V116ZM178 115V116H177ZM94 116H96V115H94ZM134 116V117H133ZM143 116V117H142ZM156 116H158V117H156ZM159 116H161V117H159ZM184 116V115H183ZM9 117H8V119H9ZM30 117V119H33V118H35L34 116L32 117V116H28V118ZM32 117V118H31ZM90 117H93L92 115L90 116ZM89 117V118H90ZM101 116H99V118H100ZM105 117V116H104ZM112 117V116H111ZM146 117V118H145ZM150 117V119H148ZM154 117V118H153ZM167 117V118H166ZM169 117H170V121H169ZM179 117L180 118H182V120L181 119H179ZM216 117V116H215ZM215 117H213V118H215ZM79 118V117H78ZM108 118V117H107ZM121 118V119H120ZM145 118V120H146V122L150 125H148V128H146L147 127V123L144 125L143 123H145V120H143ZM153 118V121L151 120ZM156 118V119H155ZM192 118V119H191ZM199 118H200V116H199ZM38 119H39V117H38ZM93 119H95V117H93V118H91V121L93 120ZM101 119V118H100ZM110 119H112V118H110ZM122 119H124V120H122ZM135 119V120H136ZM142 121H141V120ZM155 119V120H154ZM160 119H161V121L164 123V122H172L171 124H172V126L169 124V125H167V126H165V125H163V123L162 124H158V126H156V124H154L155 126H151L152 124H153V122L155 121V123H156V121L157 120H159L160 121ZM173 119V120H172ZM176 119V122L174 123L173 121ZM209 119H211V118H209ZM9 120V121H10ZM19 120V119H18ZM18 120H15V122L17 121L18 122ZM35 120V119H34ZM46 120V119H45ZM85 120V119H84ZM124 121L123 123H122V121ZM132 120V121H131ZM141 122H140V121ZM164 120V121H163ZM167 120V121H166ZM178 120H181L182 122L181 123H177V121ZM215 120V119H214ZM29 121H32V126L30 125L31 123L29 122ZM39 121H40V119H39ZM44 121V120H43ZM43 121H40V123L42 122V124H43ZM87 121V120H86ZM100 120L98 119V125H99V123H100V125H101V122H99ZM108 122H109V120H107ZM114 120L112 119V122H113ZM150 121H152V123L150 122ZM209 121V120H208ZM213 121V120H212ZM84 122V121H83ZM93 122V121H92ZM179 122V121H178ZM185 122V121H184ZM209 122H211V121H209ZM85 123V122H84ZM104 123V122H103ZM151 123V124H150ZM177 123V124H176ZM77 124V123H76ZM83 124V123H82ZM109 124V123H108ZM143 124V125H142ZM165 124V123H164ZM182 125V127L184 128V130H186L187 132H188V136H186V139L185 140H181L180 139V137H182V135L180 136V132L181 131H179L178 132V130H179V128H181L182 129V127H180L179 125ZM37 126H42L41 124H36ZM43 125H46V124H43ZM92 125V124H91ZM119 125V123L116 125V126H118ZM141 125V126H140ZM163 125V126H162ZM175 125H177V126H179V128L177 127V130H176V127H175ZM193 125H195V127L193 126ZM199 125H202L201 127H199ZM3 126H0V129H2V128H4ZM27 126V127H26ZM87 126V125H86ZM104 126H106V125H104ZM120 126V125H119ZM34 127V128H33ZM66 127V126H65ZM72 127V126H71ZM100 127V129H102V125L101 126H99ZM139 127H142V128H139ZM151 127H153V128H151ZM155 127V128H154ZM158 127V128H159ZM165 127H171L170 128V132H169V128L168 129H166ZM193 127V128H192ZM6 128H4V129H6ZM37 128V129H36ZM44 128H45V126H44ZM63 128V127H62ZM81 128H83L84 129V127L82 126ZM79 129V131L80 130H82V129ZM92 128V127H91ZM122 128H124V127H121L120 129H122ZM151 128V129H150ZM173 128H175V129H173ZM33 129H35L36 131H34ZM68 129H70V128H68ZM95 129V128H94ZM97 129V128H96ZM117 129H118V127H117ZM120 129H118L119 131H120ZM141 129V130H140ZM28 130H30V131H28ZM33 130V131H32ZM42 130V131H41ZM50 130V129H49ZM74 130V129H73ZM72 130V131H73ZM88 130H90L89 129V126H88ZM87 130V128H86V131H85V129H84V131L85 132H87L88 131ZM124 130V129H123ZM148 130H150V132H148ZM174 130H176L175 132H174ZM236 130H239L240 131V133H243V134H245V138H247V141H245V142H242V141H239V140H236L235 138H233V137H231L230 135H231V133L232 132H234V131H236ZM9 131H11V130H9ZM79 131H78V133H79ZM91 131H92V129H91ZM125 131H127V130H125ZM124 131V132H125ZM38 133V132H40L41 133V136H40V138L38 137L39 136V133H38V135L36 136V134L34 133V134H30V133ZM49 132H52V131H49ZM81 132V131H80ZM83 132V131H82ZM82 132H81V135H82ZM160 132H161V130H160ZM178 132V133H177ZM186 132V133H187ZM70 133V132H69ZM89 133V132H88ZM127 133V132H126ZM159 133V132H158ZM162 133H160V134H162ZM55 134V133H54ZM85 134V133H84ZM106 134H107V132H106ZM112 135H114L113 133H111ZM123 134V133H122ZM154 134V133H153ZM173 134V135H172ZM183 134V133H182ZM235 134V133H234ZM52 133H51V140H53V138H52ZM56 135V134H55ZM70 136L72 135V134H69ZM80 135V136H81ZM94 135V134H93ZM116 135V134H115ZM114 135V136H115ZM123 135H126L127 136V134H123ZM132 135V136H131ZM134 135V136H133ZM137 135V136H136ZM176 135H179L178 137H176ZM242 135V134H241ZM247 135V136H246ZM44 136V137H43ZM62 136H66V135H62ZM75 136V135H74ZM76 136H78V135H76ZM122 135H120V137H121ZM130 136H131V138H130ZM153 136V135H152ZM152 136H151V138H152ZM154 136H155V134H154ZM172 136L173 137H175L174 138V140H172ZM234 136V135H233ZM73 137V136H72ZM79 137V136H78ZM88 137V136H87ZM107 137H109V136H107ZM116 137V136H115ZM119 137V138H120ZM125 137V138H124ZM141 137V138H140ZM171 138V140H170V138ZM244 137V136H243ZM38 138H39V140H38ZM77 138V137H76ZM81 138V137H80ZM111 138V137H110ZM110 138H109V140H110ZM116 138H118V137H116ZM139 138H140V142H139ZM143 138H144V140H143ZM150 138V137H149ZM154 138V137H153ZM239 138V137H238ZM245 138H244V140H245ZM48 140H49V138H46V140L45 141H47L48 142ZM50 140V141H51ZM68 142H66L67 140H63V137H61V141H65V145H62L61 143H63V142H61V143H59V145L60 146H58V147H56L55 149L52 147V146H48V147H44V149H46V151L47 150H49L48 148H52L51 150L55 153H53L51 150H49L51 153V155H52V153H53V155L52 156H54V155H56L57 156V154H59L62 158H63V161L64 162H66L67 164H70V165H81V164H83L84 163V161L87 159H89L88 160V162H86V163H88V168H90V170L91 171H94L95 169L97 170V166H95V164H91V163H93V161L96 159L97 160V158L99 157H101V156H98L97 158H95L94 156H93V154H92V152H94L93 150H95V151H97L96 149H99V148H102V145L100 146V147H98V144L100 145V143H98V142H95L96 144V146H97V148L95 147V148H91L90 147V149H89V147L87 148L86 146H88V144L87 145H83V146H85V148L87 149H84L85 150V153H84V151H82L83 150V146H81L80 145V148L82 149V150H80L78 147H77V145L75 144H68L69 142H70V138H68ZM241 140H242V137H241ZM42 141V142H43ZM44 141V142H45ZM49 141V142H50ZM100 141V140H99ZM129 141V142H128ZM147 141V142H146ZM52 142V141H51ZM82 142V141H81ZM92 142H93V140H92ZM101 143H103L102 141H100ZM106 142H109V141H106ZM128 142V143H127ZM67 143V144H66ZM84 143H86V142H84ZM87 143H88V141H87ZM40 144V142H38V145ZM45 144H46V142H45ZM83 144V143H82ZM114 144V145H113ZM43 145V144H42ZM51 145V144H50ZM92 145V144H91ZM94 145V144H93ZM94 145V146H95ZM109 146V147H107V146ZM104 144L103 143V146H105V147H103L102 149H105L106 148V150L105 151H108L107 150V148H110L111 146L109 145V144ZM45 146H47V144L45 145ZM38 147H40V145L38 146ZM122 147H124L123 149H122ZM132 147V148H133ZM4 148H6L5 150H4ZM132 148H129L130 150L129 151H127V152H129V154H130V151L132 150L133 151V149ZM242 149V148H244V150H245V152H246V150H247V155H241V154H238L237 152H236V150L237 149ZM247 148V149H246ZM40 149V148H39ZM39 149H37V150H39ZM4 151V152H1V151ZM91 150H92V152H91ZM136 150V151H137ZM243 150V151H244ZM45 151V150H44ZM48 151V152H49ZM99 151V150H98ZM104 151V150H103ZM102 151V152H103ZM113 151H115V150H113ZM122 151H120L119 152V154L122 152ZM38 152V151H37ZM100 152H101V150H100ZM116 152H117V154H118V149H117V151H115V153L114 154H116ZM39 153H41V151H39ZM132 153V152H131ZM3 154L2 155H0L1 157V159H3ZM47 154V153H46ZM88 154H89V156H88ZM124 154H127V153H125L124 152ZM96 155V154H95ZM103 156H104V153L102 154ZM105 155H106V157H114V160L116 159V156L114 155H112V154H110V156L108 155L107 156V154L105 153ZM178 155V156H177ZM182 155V154H181ZM180 155V156H181ZM40 156V155H39ZM42 156H45V155H42ZM51 156V157H52ZM90 156H91V158H90ZM92 156H93V158H92ZM97 156V155H96ZM129 156V155H128ZM127 156V157H128ZM185 156V155H184ZM186 156V157H187ZM189 156H188V159H190L189 158ZM263 156V158H264V154L262 155ZM55 157V156H54ZM58 157V156H57ZM119 157V156H118ZM117 157V158H118ZM121 157H122V155H121ZM126 157V158H127ZM174 157V158H175ZM182 157V156H181ZM8 158V157H7ZM40 158V157H39ZM49 158V157H48ZM47 158V156H45V158H44V162H48L46 159H48ZM112 158H109V159H112ZM123 158H125V157H123ZM251 158H252V156H251ZM257 158H259V157H257ZM29 159H31V160H29ZM52 159H53V157H52ZM92 159H94V160H92ZM103 158L101 157V161L103 162L101 165L103 166V164H104V166L103 167H106V163H107V167L109 168V166L111 167V169H110V171H112L114 168L115 169H117L116 168V166H118L119 168H118V170L121 168L120 167V165H116L118 162H120V164H123L124 162H126V163H130L131 162V160H129L130 162H127V161H124V162H122L121 163V159L120 158H118V160L119 161H117V159H116V161H112V160H108V161H103L102 160ZM176 159V158H175ZM186 159V158H185ZM187 159V160H188ZM5 160V159H4ZM25 162H24V161ZM28 160H29V162L30 161H32V162H30V163H28ZM40 160V159H39ZM38 160V161H39ZM58 160H61L62 161V159L60 158H58ZM86 160V161H87ZM92 160V161H91ZM95 160V161H96ZM99 161H100V159H98ZM98 160H97V162H98ZM104 160H105V158H104ZM142 162V163H140V161ZM173 160V159H172ZM193 160V159H192ZM255 160V162H256V160H258V159H254ZM253 160V161H254ZM259 160L261 161V162H264V161H262V158H259ZM264 160V159H263ZM37 161V160H36ZM101 161H100V163H101ZM170 161V160H169ZM174 161V160H173ZM196 161V162H197ZM4 163H7V160H6V162L5 161H3ZM1 163V160H0V163L3 165L4 163ZM50 162V161H49ZM110 162H116L115 163V167H113L114 165H113V163H110ZM135 161H132V163H134ZM194 162V161H193ZM192 162V163H193ZM254 162V163H255ZM260 162V164H259V162H258V164L259 165H262L263 163H261ZM22 163V164H21ZM35 163H37V162H35ZM39 163H40V161H39ZM43 163V162H42ZM59 163H61V162H59ZM63 163V162H62ZM66 163H65V165L64 166H67L66 165ZM96 163V162H95ZM99 162L97 163V164H100ZM109 163L110 164H112V165H109ZM188 163V162H187ZM253 163V164H254ZM0 164V165H1ZM25 164V165H24ZM29 166H27V165ZM90 164H91V166L92 165H94L95 166V169L93 170L92 168L94 167V166H92V167H90ZM135 165H137L136 164V162L134 163ZM133 164V167L135 166ZM157 164V163H156ZM159 164V163H158ZM163 164V163H162ZM169 164V163H168ZM171 164V163H170ZM256 164V163H255ZM19 165H20V167H19ZM24 165V166H23ZM48 165V164H47ZM84 165L86 166V164L84 163ZM83 165V166H84ZM101 165H99V166H101ZM109 165V166H108ZM130 165H132L131 163L129 164V166L128 165H126V166H128V167H130ZM138 165H137V167H138ZM194 165V164H193ZM196 165V164H195ZM25 166L29 169H27V168H25ZM34 166V165H33ZM50 166V165H49ZM84 166V167H85ZM101 166V168H103ZM153 166H154V164H153ZM158 166V165H157ZM166 166H168L167 164H166ZM175 166H176V162H175ZM174 166V167H175ZM72 167V166H71ZM97 167V168H96ZM113 167V168H112ZM132 167V166H131ZM133 167H132V170H133ZM136 167V166H135ZM169 167V166H168ZM214 167V166H213ZM264 167V166H263ZM20 169V170H18V169ZM22 168V169H21ZM33 168H35V166L33 167ZM74 169H75V167H73ZM86 168H87V166L83 169V171H85L86 172ZM149 168V169H148ZM154 168V167H153ZM166 168V167H165ZM201 168V167H200ZM199 168V169H200ZM202 168V169H203ZM4 170H5V168H3ZM47 169V168H46ZM53 169V171H55L54 170V168H52L51 167V169H49V170H47V171H49L50 172V170H52ZM59 169H61V171H63V173L59 170ZM67 169H68V167H67ZM164 169V168H163ZM198 169V170H199ZM211 169V168H210ZM223 169V168H222ZM24 170V171H23ZM26 170V171H25ZM95 170V171H96ZM100 170V169H99ZM103 170H104V168H103ZM102 170V171H103ZM128 170H130V169H128ZM145 170V171H146ZM153 170V169H152ZM158 170V169H157ZM159 170L160 171H162L160 168H159ZM158 170V171H159ZM213 170V169H212ZM18 171H23L24 173L26 172V174H24L23 172H18ZM68 171H69V169H68ZM68 171H66V172H68ZM98 171V170H97ZM101 171V170H100ZM99 171V172H100ZM114 171V170H113ZM131 171V170H130ZM136 171H138L137 169H136ZM147 171V172H148ZM202 171V170H201ZM211 171V170H210ZM223 171H225V169L223 170ZM258 171V172H257ZM74 172V171H73ZM107 171L106 170H104L103 171V173L105 174V175H107V173H106ZM115 173L117 172V171H114ZM118 172H120V170L118 171ZM167 172H169V171H167ZM263 172H264V170H263ZM55 173V172H54ZM84 173V172H83ZM92 173V172H91ZM102 173V174H103ZM128 173V172H127ZM146 173V172H145ZM149 173V172H148ZM152 173V172H151ZM153 173H155V172H153ZM223 173V172H222ZM50 174V173H49ZM62 174V175H61ZM68 174H69V172H68ZM85 174V173H84ZM108 174H110V173H108ZM118 174H120V173H118ZM160 174H162V173H160ZM193 174H194V172H193ZM1 175H0V178H2L1 177ZM11 175V176H10ZM15 175V176H16ZM27 175V177L29 176V180H31V182H32V185L34 184L35 185V187L36 188H34V189H32L30 186H28V187H30L31 189H28L27 190V188H25V190L23 191H14V190H12V189H10V187H13V185L12 184H14V189L16 190V188L18 187V184L20 183V181L21 180H19V178H25V177H22V176H26ZM71 175H72V173H71ZM93 174H91V176H92ZM105 175H103V176H105ZM195 175V174H194ZM20 176V177H19ZM68 177H69V175H67ZM115 176V175H114ZM119 176V175H118ZM126 176V175H125ZM157 176V175H156ZM159 176V175H158ZM168 176V175H167ZM175 176V175H174ZM190 176V175H189ZM89 177V176H88ZM87 177V178H88ZM116 178H118L117 176H115ZM115 177H114V180H115ZM127 177V176H126ZM130 177V176H129ZM130 177V180H132V182L134 181V179H132ZM2 178V179H3ZM73 178V177H72ZM120 178V177H119ZM179 178V177H178ZM8 179V180H7ZM27 179V178H26ZM66 179H68V178H66ZM69 179L70 180H72L70 177H69ZM74 179H76V178H74ZM80 179V178H79ZM78 179V180H79ZM86 179V178H85ZM124 178H122L121 179V181L123 182L124 180H123ZM28 180V181H29ZM70 180H68L67 182H70ZM77 180V179H76ZM125 180H126V178H125ZM8 181H10L9 183H8ZM17 181H19V182H17ZM23 181H25V179L23 180ZM58 181H59V184H58ZM113 181V180H112ZM119 181V180H118ZM22 182V181H21ZM30 182V183H31ZM76 181H73V182H71V184H73V183H75ZM104 184H105V182L104 181H102ZM108 182H110V181H108ZM132 182H131V184H132ZM11 183V184H10ZM17 183V184H16ZM101 183V182H100ZM120 183V182H119ZM123 183H125V181L123 182ZM127 183H128V181H127ZM129 183H130V181H129ZM190 183V184H189ZM241 183H250V184H252V186H256V187H261L260 189H256V188H250V186L247 188H245V189H240V190H235L234 188L236 187H234V188H232L233 187V185H239V184H241ZM9 184H10V187H9ZM63 184V183H62ZM83 184V183H82ZM107 184V183H106ZM113 185V187H115L114 185L116 184V182H114V184H113V182H110V185ZM121 184V183H120ZM15 185H17V186H15ZM20 185V184H19ZM24 185V184H23ZM66 185H68V183H65V187H66ZM101 185H102V183H101ZM101 185H99V186H101ZM109 185V186H110ZM111 185V186H112ZM26 186V187H27ZM105 186V185H104ZM103 186V187H104ZM110 186V187H111ZM116 186H118V185H116ZM120 186V185H119ZM125 186V185H124ZM1 187H2V190H1ZM3 187L5 188V189H3ZM16 187V188H15ZM63 187V186H62ZM71 187H74V186H72L71 185ZM123 187V186H122ZM239 186H237L236 188H238ZM101 188V187H100ZM242 188V187H241ZM23 189V188H22ZM71 189H74V188H71ZM91 189V188H90ZM239 189V188H238ZM4 190V191H3ZM67 190H69V191H67ZM113 197V198H114ZM93 198V197H92ZM97 198V197H96ZM110 198V197H109ZM113 198H111V199H113ZM239 199H241L242 200V202L241 203H238L237 201L239 200ZM69 201V200H68ZM91 201V200H90ZM101 201V200H100ZM64 202H66V200L64 201ZM102 202V201H101ZM70 203V202H69ZM80 203H82V202H80ZM98 203H100V202H98ZM102 203H104V202H102ZM92 204H93V202H92ZM97 204V203H96ZM0 205V206H1ZM63 205H65V204H63ZM63 205H61V207L63 206ZM77 205V204H76ZM83 205V204H82ZM100 205H101V203H100ZM105 205V204H104ZM117 206H120V207H122L121 209H119V210H122V211H124L123 212V214H121V213H116L117 211L119 212V210L117 209ZM6 207H5V209H6ZM52 207L54 208V210L52 209ZM96 207V206H95ZM97 207H98V205H97ZM119 207V208H120ZM10 208V209H11ZM35 208V209H34ZM37 208H38V211H37ZM100 208H102L101 206H100ZM100 208H98L97 210L99 211V209ZM104 208L105 207H103L102 209L104 210ZM123 208H124V210H123ZM2 209H4V208H2ZM15 209V210H14ZM27 209H29V210H27ZM30 209H33V210H30ZM40 209V210H39ZM49 209H47V210H49ZM92 209V207L90 208V210ZM95 209V208H94ZM101 209V210H102ZM106 209H108V207L106 206ZM111 209V208H110ZM112 209H113V207H112ZM115 209H113V210H115ZM126 209H128L130 212L129 213H127L125 210ZM239 209L241 210V209H245V213H242V212H239ZM43 210V209H42ZM97 210L95 211V212H97ZM113 210H110V211H113ZM28 211V212H27ZM61 211V210H60ZM69 211V210H68ZM0 212H2V210H1V208H0ZM9 212V211H8ZM35 212V213H36ZM41 212V211H40ZM40 212L38 213V215L40 214ZM43 212H44V210H43ZM57 212V211H56ZM62 212V211H61ZM63 212H64V210H63ZM70 212V211H69ZM100 212V211H99ZM105 212V211H104ZM103 211H101V213H104ZM109 212V211H108ZM107 212V213H108ZM3 213V212H2ZM18 212H16L15 213V215L17 214ZM18 213V214H19ZM29 213V214H28ZM47 215H49V216H51L52 215V213H54V212H52V213H50L49 211H46L45 212ZM58 213V212H57ZM66 213V212H65ZM65 213H63V214H65ZM91 213V212H90ZM112 213V212H111ZM110 212H109V215L111 216L112 214H111ZM240 213V214H239ZM5 214H7V213H4V218L3 219H7L8 218V215L10 214H8V215H5ZM19 214V215H20ZM27 214H28V216H27ZM60 214H62V213H60ZM60 214H58L59 216L58 217H61L60 216ZM106 214V213H105ZM1 215V214H0ZM30 215V216H29ZM33 215H34V213H33ZM78 215V214H77ZM101 215H103V214H101ZM106 215H108V214H106ZM106 215H103L104 217L106 216ZM6 216H7V218H6ZM14 216V215H13ZM17 216V215H16ZM22 216H21V219H19L20 221L22 220ZM41 216V214L39 215V217ZM42 216H44V214L42 215ZM71 216H72V214L70 213L69 214V218H71ZM76 216V215H75ZM89 216V215H88ZM3 217V216H2ZM17 217H19V216H17ZM45 218H46V215L44 216ZM43 217V218H44ZM57 217V218H58ZM95 217V216H94ZM107 217V216H106ZM109 217V216H108ZM113 217V216H112ZM118 217V216H117ZM13 218H16V217H13ZM28 218V219H27ZM56 218V219H57ZM61 218H63V217H61ZM74 218V217H73ZM242 218V219H243ZM105 219V218H104ZM131 219H132V221H131ZM241 219V220H242ZM16 220V219H15ZM42 220V219H41ZM44 220V219H43ZM42 220V221H43ZM47 220V219H46ZM50 220L51 221H53L51 218H50ZM50 220H49V218H48V220L45 222V220H44V223H45V227H44V223L42 222V221H39V223L38 224H42L41 225V227L39 228L40 230H39V232H41V233H37L38 232V230L36 229V230H34L33 231V229H30V231H33L32 233H33V235L35 234L36 235V233L37 234H39V235H37L36 237H30L29 239H28V242L26 243V241H27V239H25V240H21V242L22 243H24V245H25V243H26V245H27V247L29 248V249H31L32 250V252L30 253V254H27V259H28V261L29 262H31V263H34V264H50V263H52L53 262V259L54 258H56L57 257V252L59 251V250H57V249H60L58 246H57V244H56V241L57 240H54V238L55 237H53L52 235H51V233L50 232H48V230H49V228H47V226H48V224H49V226H50V223H51V225H52V223H54V222H50ZM61 220H63V219H61ZM80 220V219H79ZM130 220V222L128 223V221ZM24 221L22 222V224L24 223ZM81 221H83L82 220V218H81ZM87 221V220H86ZM86 221H83V224H87L86 223ZM88 221H89V219H88ZM110 221H117L115 218L113 219H111ZM7 222V221H6ZM18 222V221H17ZM16 222V223H17ZM41 222V223H40ZM57 222H58V220H57ZM75 222H76V220H75ZM74 221H73V223H71V226H73V224H75L74 226H78L79 227V225L80 224H76ZM112 222V224H114V225H116L115 223H113ZM121 222V223H122ZM132 222V224H130ZM8 223V222H7ZM48 223V224H47ZM67 223V222H66ZM79 223V222H78ZM5 223L0 219V230H2L1 231V233L2 232H5L4 233V238L2 239V241H1V239H0V243L2 244V246L3 247H7V248H5V249H3V247H2V249L3 250H0V253L2 254V255H0V260H2L4 257H2V259H1V256H3L4 254L3 253H5V256L7 255H9V254H7V252L8 253H10V255H11V252H12V249H16V246L20 243L19 242V238H20V236L19 235H21L20 233H17L18 232V230H16L15 231V228H12V227H7V230H5V227H6V224L4 225ZM9 224H12L10 221H9ZM14 224V223H13ZM12 224V225H13ZM82 224V223H81ZM93 224V223H92ZM119 224V223H118ZM241 224H243V220H242V222H241ZM249 224V225H250ZM255 224V223H254ZM254 224L253 225H250V226H248L249 227V229H250V227L251 226H253L252 228L254 229L253 231H256L257 232V230H256V228H258L257 226L258 225H256V227L254 228ZM11 225V226H12ZM47 225V226H46ZM63 225H65V223L63 224ZM89 225V226H88ZM90 225H91V222L90 223H88L87 224V228H85L84 227V229L81 227L82 225H80V228H82V231H81V236L80 235H77V234H79V233H76V236H80V238L82 237L84 240H86L85 241V246H84V244H83V241H81L80 243V245H79V247L77 248V249H79V248H81L82 246H84L83 248H84V250L86 249V246H87V249H89L92 245H94V244H92L91 242L89 243V242H87V241H89L90 239L93 241V243L95 242H97V241H99L98 240V238L100 239L101 238V236H99V234L101 235V233H102V238H103V234H105L106 235V232H103V231H106V229L107 230H109L108 229V226L109 225H107L106 226V224H105V226H104V228H102L103 227V225L104 224H100V223H98L97 225L98 226H96V224L94 225V227H90ZM101 225V226H100ZM114 225H113V230L115 229V228H117V227H114ZM119 225H121V224H119ZM246 225V224H245ZM245 225H242V226H240V228L242 229V230H244L243 229V227L245 226ZM9 226V225H8ZM14 226H15V224H14ZM21 226V225H20ZM3 227V228H2ZM42 227L44 228V229H42ZM53 226H51V228H52ZM90 227V228H89ZM110 227H112V226H109V228ZM119 227V226H118ZM124 225L123 226H121L119 229H121L122 228V233H123V235H125V236H129L130 234V231L128 232V231H126V230H124L123 228H126ZM22 228V227H21ZM24 228V227H23ZM25 228V229H26ZM46 228V229H45ZM50 228V229H51ZM65 228H66V226H65ZM93 228H98L97 229V231H96V229L95 230H91V229H93ZM204 228H209V232L207 233V234H205L203 237H202V239H201V241H200V243H199V245H198V247L197 248H195V249H193L192 251H190V249H189V243L191 242L190 240H192V238H191V236H193V234L195 235L197 232H199V231H202V229H204ZM246 228H247V226H246ZM263 229H264V224H263V227H262ZM11 229V230H10ZM25 229H22V231H23V233H22V235L23 234H28V232L27 231H29V230H27V231H24ZM48 229V230H47ZM71 229V228H70ZM69 229V230H70ZM86 229V230H85ZM102 229V230H101ZM105 229V230H104ZM5 230V231H4ZM9 230V231H8ZM46 232H45V231ZM65 231H68L67 229H64ZM89 230V231H88ZM113 230H112V228L109 230V232L108 233H110L111 231H112V233H113ZM124 230V231H123ZM242 230H240L242 233H244V231H242ZM248 230V229H247ZM42 231H44V233L42 234ZM76 231L78 232V228L76 227ZM85 231H86V233H89V235H87L86 237H85V235L83 234V233H85ZM115 231H117V230H115ZM249 231V230H248ZM263 231V230H262ZM24 232H26V233H24ZM48 232V233H47ZM62 232V231H61ZM60 232V233H61ZM79 232H80V229H79ZM83 232V233H82ZM94 232H95V235H94ZM97 232V233H96ZM125 232H126V234H125ZM250 232V231H249ZM264 232V231H263ZM263 232H261V238H259V240H260V242L259 243H261V247L260 248H262L261 250H258V251H261L260 253L258 252L257 253V251H256V254H258V256L259 257H261L260 255H262V250H264V233ZM32 233H31V235H32ZM47 233V234H46ZM52 233H54V232H52ZM64 233V232H63ZM74 233V232H73ZM133 233H135L134 234V236H137L138 235V239L135 241L134 239L135 238H133L134 236H133ZM246 233V232H245ZM254 233V232H253ZM65 234V233H64ZM93 236H92V235ZM98 234V235H97ZM111 234V233H110ZM116 234V233H115ZM137 234V235H136ZM247 234H249V233H246V235ZM1 235V234H0ZM116 235H119V234H116ZM122 235V234H121ZM241 235H244V234H241ZM251 235V234H250ZM254 235H257V233H255ZM254 235H253V239H254ZM91 236V237H90ZM95 236H99V237H97V238H95ZM124 236V237H125ZM127 236V237H128ZM61 237V236H60ZM89 237V240L87 239ZM104 237H106V236H104ZM119 237V236H118ZM244 237H245V235H244ZM2 238V237H1ZM70 238V237H69ZM93 238H94V240H93ZM130 238V237H129ZM137 238V237H136ZM243 238V237H242ZM249 238V237H248ZM257 238V237H256ZM62 239V238H61ZM75 239V238H74ZM74 239L72 240L73 241V243H74ZM78 240H81V239H79V238H77ZM96 239H97V241H96ZM104 239V238H103ZM102 239V240H103ZM120 239V238H119ZM240 239H241V237H240ZM245 239H246V237H245ZM68 240V239H67ZM71 240V239H70ZM90 240V241H91ZM115 240H117V239H115ZM114 240V241H115ZM128 240V239H127ZM127 240H125V241H123V238H122V240L121 241H123V245H122V243H120L121 244V246H125V244L126 243H128V241ZM130 240V239H129ZM135 242H134V241ZM243 239H241V241H242ZM249 240V239H248ZM250 240H252V239H250ZM256 240V239H255ZM254 240V241H255ZM258 240V241H259ZM101 241V240H100ZM105 241V240H104ZM120 241V242H121ZM257 241V242H258ZM19 242V243H18ZM60 242V241H59ZM64 242H65V239H64ZM79 242V241H78ZM134 242V243H133ZM21 243V244H22ZM71 243V242H70ZM91 244V245H89V244ZM100 243V242H99ZM130 243H131V241H130ZM129 243V244H130ZM252 243V242H251ZM62 244V243H61ZM68 244V243H67ZM75 244V243H74ZM78 244V243H77ZM83 244V245H82ZM97 244H98V242H97ZM247 244H249V243H247ZM23 245V244H22ZM22 245H20V247H22ZM59 245V244H58ZM62 245H64V244H62ZM61 245V246H62ZM66 245V244H65ZM73 245V244H72ZM82 245V246H81ZM113 245V244H112ZM241 245V244H240ZM256 245H258V244H256ZM78 246V245H77ZM76 246V244H75V246H73V250H74V248L75 247H77ZM90 246V247H89ZM115 246L116 245H114L113 247H114V251H112L111 253H109L108 252V248L107 247H109V248H111V246H110V244H106L105 243V246H104V248L103 249H105V248H107V253L105 252V250H104V252H103V249H102V247H101V249L100 250H98L99 252H101V250H102V253H104L103 255H105V253L106 254H111V258L109 259V260H107V261H110L111 259H112V254H113V252H114V254L117 252V251H115ZM120 246V247H121ZM132 246L130 245V247L132 248ZM245 246V245H244ZM247 246H250V244L249 245H247ZM246 246V247H247ZM259 246H260V244H259ZM259 246H258V248H259ZM20 247L18 248V249H20ZM26 247V246H25ZM25 247H23V248H25ZM89 247V248H88ZM112 247V248H113ZM117 247H119L118 246V244H117ZM125 247H127V246H125ZM125 247H123V249L125 248ZM242 247H243V245H242ZM246 247H244V248H242L243 250L244 249H246L247 251L249 250V249H247ZM257 247V246H256ZM10 248V250L8 251V249ZM67 247H65V249H66ZM99 248V247H98ZM110 249L109 251H111V250H113V249ZM128 248H129V246H128ZM1 249V248H0ZM17 249V251H19L20 252V250H22V249H20V250H18ZM55 249V252H52L53 250ZM117 249V248H116ZM133 249V248H132ZM240 249H241V247H240ZM57 250V251H56ZM62 249H60V251H61ZM67 250H68V248H67ZM69 250H70V248H69ZM81 250V249H80ZM84 250H82L83 252H84ZM95 250V249H94ZM122 250V249H121ZM137 250V249H136ZM242 250V251H243ZM3 253H2V252ZM26 251V250H25ZM29 251V250H28ZM70 251H72V250H70ZM86 251V250H85ZM97 251V252H98ZM127 251V250H126ZM66 252V251H65ZM75 252H76V250H75ZM94 251H92V255L95 253H93ZM244 252V251H243ZM253 252L255 253V250H253ZM252 251L251 252H249L251 255H253L252 253H253ZM264 252V251H263ZM55 253L57 254V255H55ZM63 253V250L61 251V254ZM80 253V254H82V252H79V251H77L76 252V255H78V254ZM88 253V252H87ZM126 253V252H125ZM14 254V253H13ZM15 254H17V253H15ZM20 254V253H19ZM23 254H25L24 253V251H23ZM54 254V255H53ZM63 254H66V253H63ZM68 254V253H67ZM69 254H71V255H73L74 256V254H73V252L72 253H69ZM68 254V255H69ZM97 254V253H96ZM95 254V255H96ZM135 254V253H134ZM242 254V253H241ZM255 254V255H256ZM260 254V255H259ZM26 255V254H25ZM75 255V256H76ZM108 255H105V256H107L108 257ZM117 255V257H119V258H121L119 261L121 262V264H125L126 262H124L125 260L126 261H128L129 260V263L127 262L126 264H130L131 263V258L129 259V255H127V256H125V254L123 255L122 253H121V255H120V253H116L114 256H116ZM119 255V256H118ZM132 255H133V253H132ZM19 256V255H18ZM20 256H22L21 254H20ZM24 256V255H23ZM22 256V257H23ZM63 257L65 256V255H62ZM62 256L61 255H58V257L60 258H62ZM73 256H71V257H73ZM89 258L91 257L90 255H87ZM98 256H101V255H97V257ZM121 256V257H120ZM138 256V255H137ZM246 256V255H245ZM245 256H244V258H245ZM257 256V257H258ZM11 257V256H10ZM69 257V256H68ZM78 257V256H77ZM93 258H94V260H101L102 258L100 257V259L99 258H95L94 256H92ZM91 257V258H92ZM117 257H113L114 259H116V260H118L117 259ZM124 257V258H123ZM125 257H126V259H125ZM130 257H133V256H131L130 255ZM252 257H254V256H252ZM8 258V257H7ZM14 259H15V257H13ZM17 258V257H16ZM21 260L23 259V258H21V257H19ZM92 258V259H93ZM128 258V259H127ZM263 259H264V257H262ZM13 259V260H14ZM19 259V260H20ZM71 260H72V258H70ZM105 259V258H104ZM103 259V260H104ZM113 259V260H114ZM125 259V260H124ZM243 259V258H242ZM246 259V258H245ZM250 259V258H249ZM12 260V259H11ZM15 260H18V259H15ZM112 260V261H113ZM116 260H114L115 262V264H116ZM124 260V261H123ZM132 260H135L136 261V259L134 258V259H132ZM244 260V259H243ZM259 261H260V259H258ZM257 259H256V261H257V263L259 262ZM9 259H8V264H9ZM106 260H105V262H107ZM111 261V263L113 264V262ZM12 262V261H11ZM10 262V263H11ZM102 262V261H101ZM100 262V263H101ZM253 262V261H252ZM261 262H264V261H262L261 260ZM60 263V262H59ZM58 263V264H59ZM94 263V262H93ZM99 263V262H98ZM99 263V264H100ZM103 263V262H102ZM133 263V262H132ZM131 263V264H132ZM245 263H248V262H245ZM260 263V262H259ZM96 264V263H95ZM105 264V263H104ZM134 264H135V262H134ZM137 264H139V263H137ZM244 264V263H243Z\"/></svg>","mask_w":264,"mask_h":264},{"label":"rangeland","instance_id":"rangeland-1","mask_svg":"<svg viewBox=\"0 0 264 264\" xmlns=\"http://www.w3.org/2000/svg\"><path fill=\"white\" fill-rule=\"evenodd\" d=\"M44 1V4H45V9H46V12L45 13H39V14H37L36 15V17L34 16L35 14H34V11H33V9H32V11H31V18H30V28H29V31L24 35V36H22V35H20V37H22L24 40H25V45H24V47L23 48H20L21 50H23L22 52L21 51H17V50H14V51H17L16 53H15V55H16V57H21L22 55V58H25L26 59V61H27V65H26V71H24V72H22V75L23 76H25V77H28L27 79L29 80L30 79V81H31V79H32V83H33V81L35 80V82L34 83H36L37 82V80H38V82L36 83V85L37 86H35L34 85V83L33 84H28L29 85V87H30V89L32 88V89H36V90H30L29 88L27 89L28 90V97H29V99L31 100V101H26L25 102V100L27 99V98H24V99H21L20 100V105L22 106V107H24V108H22V110H20V113L18 114V112L19 111H17L18 109H16V106L14 107V106H10L7 102H5V101H1V99H0V104L2 103L3 105H4V108L6 107V108H9L10 107V113H8V116L6 117V122L7 123H11V117H9V115H12V117H13V119H14V121H12V123L11 124H13V123H16V124H20V123H22L23 121H24V119H25V117L26 116H24V118L23 117H21L20 118V116L22 115V114H25V115H27V117H26V119H28V120H32L33 121V124H41L42 126H37L36 124L34 125L35 127H38V129L39 128H41L42 130H43V132H42V134L44 135L45 133V131L48 129V133H49V137H46V138H49V140H48V142L47 141H45L46 140V138H44V141L46 142V144H47V146H45L46 144H45V142L42 140V138H41V141H38V142H40V147H38L39 145H38V142L34 145H32V146H34L35 147V149H33L32 151H31V155L34 153V155L37 153L38 154V156H36L37 157V159H32L33 160V162L32 161H30V162H32V164L31 165H29V166H31L32 168H30V170L31 169H36V167H37V169H39L40 170V168H41V170H42V168H45V169H43V170H46V174H48V175H51V176H54V175H56L55 176V179L56 178H59L58 177V175H59V171H57L58 170V167H59V165L58 164H60V167H61V165H62V167H61V169L64 171V174H63V176H64V178H63V180H62V178H59V180L61 179V182L63 183H60L61 185L59 186L58 185V187H56L57 188V190H60V191H66V189H69L70 191H119V189L120 190H125L126 189V186H127V184H128V186H130V185H132V186H136V184L138 185V182H139V178H140V176H139V174H142V171H143V175L144 176H147V174H149L152 178H158V177H165V178H170V179H186V180H188L187 179V177L188 178H192V177H195V176H201V174L203 173V172H206L207 171V174H213L214 175V177L216 178V179H218V178H220V174H224L225 172H226V170H227V165L226 164H224V162H220V165H225L227 168H224L225 166H223L222 168L220 167V166H218V164L219 163H217L216 162V164H213L212 166H210V167H207V169L206 168H203L202 166H200V164L198 163V161H197V154H195L194 156L193 155H191V157L189 156V158L190 159H188V156H187V154H184V153H179L177 156L178 157H175V156H173V158H171V159H168V161H161V163H160V161H156L155 163H152V167L149 169V171L148 170H146V166H147V164L148 163H146V164H144V163H142L140 160V163H142V166L143 165H146L145 167H144V169H142V167L140 168V164L138 165L137 164V162H138V159H131V158H133V157H137V155H136V153L138 152V140H137V138H138V136L140 135V134H138V136H137V138H135V137H132L131 138V136H130V138H131V142H129L132 146H129L128 148H127V146L128 145H124V147H122V149L124 148V151H122L121 149H119V147H121L122 145H123V143H125V141H127V140H129V136L128 135H130V134H128V131L130 132V130H128L129 129V127L130 128H132V127H135V126H131V125H133L134 124V122L135 121H137L139 118L137 117V119L136 118H133L134 119V122L132 121V122H130V123H132V124H130L129 126H128V123L129 122H127V118L129 117L128 115V113H127V115H126V111H125V115H123V116H128V117H125L126 118V124L124 123V126H122L123 124H121L120 123V121H118V120H115V119H118V116H122V114L124 113L123 111L125 110V107H126V109H127V111L128 112H130V115L132 116V112L135 110V108H134V106H133V101L131 102V100H128V99H126L127 97H128V95H129V90L128 89H133V87L131 88L130 86L131 85H133V84H131L130 83V80H132L131 82H133L134 80H133V77H136L135 75H134V73L137 75V77H138V75H140L141 73H142V71L143 72H145V73H143V74H146L147 75V78H150L151 77V75L153 74V71H152V73L150 74V71L149 72H147L145 69L146 68H149L150 66V68L152 69V70H154V73H155V71H156V74L157 75H154V76H157V77H159L160 78V80H162L161 79V77H160V75L162 76H165L164 78H166L165 80H164V78H163V76H162V78H163V80L166 82V80H169L170 79V82H169V84L170 85H168V83H165V82H162V83H165V85H159V84H162V83H160V81H159V84L158 83H156L155 82V80H154V76H153V78L151 77V79L156 83V85L158 84L159 85V87H160V90H159V95L156 93L158 90L157 89H159V87H156V85H154L155 86V89L157 90H154V91H156V92H154L153 91V89H154V87L152 88V91H153V94L154 93H156L155 94V96L156 97H158L159 96V99H158V102H160V104H161V108L162 107H168V104H166V103H168V102H170L169 104V107L170 106H172V104L173 103H171V102H178V103H180V105L182 104L181 102H183L184 101V99H185V101H184V103L182 104V107L186 104L187 105V102L186 101H188V104H190L189 103V99H191L190 97L191 96H188L189 95V93H190V91H193V89H195L194 87L196 86V88H197V90L198 89H201L199 92H197L196 94H198V96H199V100L198 99H196V101L198 102V101H200L201 102V104H200V102H198V109H196V114H194L195 112H194V110H192V112H194V113H192L191 112V109L192 108H197V107H194L193 105H194V103H196V102H194L193 101V99H192V101L194 102L193 103V105L192 104H190V105H192L193 107L190 109H188V108H186V107H184V112L183 111H181V114H180V116L182 115V117L184 118L183 120H182V118H180L179 117V119H181V120H178L177 121V123H183L185 126H183V127H185L186 129L191 125H186V122L187 123H191L190 121H192V120H194V119H192V118H195L196 116H197V114H198V121H199V124H202L203 125V127L204 128H210V123H212V122H214V121H216V120H218V118H219V114L218 113H220V110L222 109L221 107H223V97L220 95V93H219V89H218V86L216 87V85L215 84H212V85H215V86H213V87H211L210 86V88H209V86L207 87V89L209 88V91L205 88V87H200L199 86V84L198 83H196L197 82V80H198V82L200 81V79H198L199 78V76H201L200 75V73H203L202 75H204L205 74V76L206 75H208V71L206 70L207 68H205L206 67V65L207 64H205L204 63V61H207L208 62V64H209V62H213L214 63V61L216 62V60H217V56H218V50L220 49V48H222V47H226V45L228 46L229 44H226V43H223V41L224 42H231L230 40H228L229 38H231V40H233L234 41V39H233V37H234V35H236L235 36V38L237 37V35L239 36V34H237V33H240V32H238L240 29H241V31L243 32V29H244V33H246V36H248L247 37V40H249V42H250V40H251V38L250 39H248L249 38V36H250V34L249 35H247V32L246 31H249V32H253V33H255V31H257L258 32V34L259 35H257L256 37L253 35V39H255V41L257 40L258 42H259V44H264V30L261 28V27H259V28H256L255 27V25L253 24V22L251 21V20H243L241 17H240V15H239V13H238V10H239V8H240V5H239V0H230V5H231V8L233 9V12H225V17H224V19L222 20L223 22H225V24H227V25H232V27L234 28V29H238V31L237 30H235V31H237V33L234 31V30H231V31H229V30H227V29H224V30H220V32H222L221 34H220V32H217V31H219V30H217V31H213V27H211V26H209L208 27V24H207V26H205V25H203V26H200V24H205L208 20H211L212 22H214V23H212V24H216L217 23V21L218 22H220L219 20H218V17H219V12H220V8H219V10L217 9L219 6H218V3H217V1H214V0H143L144 2L142 3V0H105V2L107 3L106 5L102 2V1H104V0H92V2H94L93 4V11H94V8L95 9H97V16H96V10L94 11L95 13H93V16H96V17H94L93 18V22L96 24L97 23V25H98V27H100L99 26V24L101 25V29L105 32V30L106 29H109V30H107L105 33H108V40H107V38H105L104 39V41L106 40V46H102L101 47V42H100V40H101V38H104V34L103 35H101V36H103V37H101V36H99V35H96L95 36V31H96V29L98 28V27H95L94 26V24L92 25V23H91V25H81V26H79V24L80 23H74L73 21L74 20H76L74 17H72V16H70L71 14L69 13V12H67V10L65 11V10H62V11H59V8H58V6H56V5H54L53 7H51V6H49V2H48V0H43ZM65 1H67V2H74V0H65ZM101 1V2H100ZM203 1V2H202ZM111 2H113V4L114 5H116V8H115V6H113L112 5V3ZM202 2V3H201ZM216 2V3H215ZM98 3H100V4H98ZM145 3V4H144ZM205 3H206V7H205ZM209 5H208V4ZM105 5V7H103ZM207 5H208V7H207ZM98 6H99V8H98ZM110 6H113V9L114 10H112V11H110L109 13V15H112V16H108V15H105V12H107V9L109 10L110 9ZM215 6V7H214ZM55 7H57V9L55 8ZM152 8V9H151ZM159 8V9H158ZM164 8V9H163ZM171 8V9H170ZM205 8L207 9V12L209 11V17L208 16H206V14H207V12H206V10H205ZM211 8V9H210ZM101 11V13L99 12V10ZM112 9V8H111ZM146 11H145V10ZM161 9V10H160ZM163 9V10H162ZM168 9V11H166ZM176 10V12L178 13H176L175 11L173 12V10ZM212 9H213V12H212ZM56 12H55V11ZM159 10V11H158ZM164 10H165V12H164ZM235 10V11H234ZM52 11V12H51ZM115 11L117 12V13H115ZM140 11V12H139ZM145 11V12H144ZM171 11H172V14H174V19L175 20H173V16H172V14H171ZM49 12L50 13H53V15H52V17H51V15L49 14ZM62 12V13H61ZM113 12H114V14L115 15H117L118 13H119V18H118V16H117V19H116V17H115V19L117 20L116 22H117V26H111V24L113 23L114 25H115V21L113 22V19H112V23L110 24L109 22H111V19H109V18H111V17H114V14H113ZM161 12H162V14H161ZM166 12H168V13H166ZM170 12V13H169ZM180 12H183L184 13V15L183 16H181L182 15V13H180ZM188 12V13H187ZM205 12H206V14H205ZM218 12V13H217ZM144 13H145V16H143L144 15ZM159 13V14H158ZM166 13V14H165ZM210 13H212V14H214V15H212V14H210ZM46 14H49L48 15V17H49V19H46ZM152 14V15H151ZM153 14H154V17H153ZM168 14H170V15H168ZM179 14H180V16H181V19H178V18H180L179 17ZM33 15V16H32ZM56 15V16H55ZM98 15H102V16H98ZM157 15V16H156ZM159 15H163V16H159ZM176 15V16H175ZM203 15V16H202ZM204 15H205V17H204ZM210 15H212L211 16V19H208V18H210ZM103 16L105 17V18H107V19H109V22L107 21V19H105L104 18V20H103ZM149 16V17H148ZM150 16H152V18L150 17ZM159 16V17H158ZM164 16H167L166 18H164ZM177 16H178V18H177ZM190 16V17H189ZM195 16V19L196 20H194V17ZM201 16V17H200ZM218 16V17H217ZM231 16V17H230ZM43 17H44V19H43ZM98 17H101V18H98ZM109 17V18H108ZM140 17V18H139ZM143 17L145 18V19H143ZM163 17V18H162ZM169 17H170V19H169ZM187 17H189V18H187ZM200 17V18H199ZM214 17V18H213ZM55 20H54V19ZM57 18H59V20L57 19ZM71 18H74L73 19V21H72V19ZM146 18H147V20H146ZM151 20H150V19ZM158 18V19H157ZM168 18V19H167ZM177 18V19H176ZM189 19L190 20V22H189V20H187V19ZM201 18H202V21H203V23H201L202 21H200L201 20ZM206 18V19H205ZM229 18V19H228ZM41 19H43L42 21H41ZM48 21V23H47V21ZM101 19V20H100ZM114 19V20H115ZM143 19V21H145V22H143V21H141L140 22V20H142ZM156 21H155V20ZM172 19V20H171ZM183 19H184V23H185V21H188L190 24L188 25L189 26V28L188 27H185V26H187V25H183ZM186 19V20H185ZM200 19V20H199ZM208 19V20H207ZM215 19V20H214ZM227 19V22L225 21ZM35 20V21H34ZM50 20V21H49ZM121 20H122V22H121ZM165 20H166V22H165ZM179 20H182L181 21V23H180V21ZM228 20L230 21V22H228ZM52 21V22H51ZM107 21V22H106ZM121 23H119V22ZM150 21V22H149ZM155 21V22H154ZM157 21H160V22H162V24L164 25V22L166 23L165 25L167 26H169V27H167V28H169V29H171L170 27H172L173 25H175L176 26V24H177V22H178V24H177V26L178 27H172V28H174V30H176V31H174L173 29H171L170 31H169V29H168V34L169 33H171L172 31H174V32H172L171 34H166L167 36H169V40H171L170 42H169V40H167L166 38V36L164 37L165 38V40H164V38H162L163 40H161V36H159V37H157L156 38V35L158 34H155L154 35V32H156L157 30H160V28L161 27H163V29L166 27L165 25L163 26H161L160 25V23L158 24L157 23ZM191 21H192V23H191ZM68 22V23H67ZM77 22V21H76ZM126 22V23H125ZM140 22V23H139ZM154 24H153V23ZM176 22V23H175ZM195 22V23H194ZM196 22L198 23L197 25L198 26H196ZM216 22V23H215ZM232 22V23H231ZM235 22H237V23H235ZM45 23V24H44ZM74 25H73V24ZM103 23V24H102ZM106 23V25H107V27L106 26H104V24ZM122 23H124V24H122ZM141 23H142V26H141ZM147 23H149V27L148 26H146L147 25ZM150 23H151V25H150ZM187 23V22H186ZM200 23V24H199ZM209 23V22H208ZM49 24V25H48ZM112 24V25H113ZM139 24V25H138ZM172 24V25H171ZM188 24V23H187ZM211 24V25H212ZM57 25V26H56ZM120 25V26H119ZM125 25V26H124ZM156 25H158V27L156 26ZM171 25V26H170ZM181 25H183V26H181ZM226 25V26H227ZM236 25V26H235ZM247 25V26H246ZM47 26L49 27V30H51L52 29V31H53V29H56L57 27V30H55V31H48L47 29ZM63 28H65L64 29V31H61V30H59V28L61 29V27ZM71 26H72V28H71ZM76 26H78L77 28H76ZM84 26V27H83ZM113 27V29L112 28H109V27ZM138 26V27H137ZM152 26V27H151ZM153 26H156L155 28H153ZM159 26H161V27H159ZM81 29H80V28ZM91 27V28H90ZM106 27V28H105ZM117 27V28H116ZM137 27V28H136ZM141 27H143V28H141ZM180 27H181V29H180ZM199 27H201V28H209V30H211L210 32L208 31V32H206L205 33V29H201V28H199ZM251 27V28H250ZM44 28L46 29V30H44ZM75 29V31H73L74 29ZM78 28H79V30H78ZM83 28H86V29H83ZM90 28V29H89ZM96 28V29H95ZM116 28V29H115ZM148 28V29H147ZM158 28V29H157ZM175 28H177V29H180V30H182V29H186L187 28V30H190V32L189 31H187L186 30V32L183 30V31H181V32H179V30H178V33H180L181 34V36H179V38L180 37H182V32H185V34H187V35H189V36H195L194 37V41H195V43H197V46L194 44V48H193V44L191 43V45H192V47H191V45L189 44V42L190 41H192V40H189L188 41V38H190V39H192L191 37H189V36H186L185 34V39L187 38V40H185V39H183L182 40V38H178V35L179 34H177V33H175V32H177V29H175ZM207 28V29H208ZM215 28V27H214ZM34 29V30H33ZM100 29V30H101ZM105 29V30H104ZM142 29V30H141ZM151 29H153V31L150 30ZM156 31H155V30ZM162 28H161V30L160 31H157V32H163L164 31V35H165V32H166V30L164 29L163 30ZM197 29H201V30H204L203 32L204 33H202L203 35H201L200 36V32L198 33V31H197ZM63 30V29H62ZM68 30V31H67ZM81 30L83 31V33L81 32ZM85 30V31H84ZM101 30V31H102ZM193 30V31H192ZM200 30V31H201ZM225 30H227V31H225ZM246 30V31H245ZM40 31V32H39ZM43 31H44V33H43ZM47 31L50 33V35L49 34H47ZM60 31H61V33H60ZM66 31V32H65ZM71 31H72V34H71ZM79 31V32H78ZM97 31H98V29H97ZM102 31V32H103ZM117 31V32H116ZM142 31V32H141ZM212 31L213 32H216V33H212ZM30 32V33H29ZM57 32V33H56ZM70 32V33H69ZM87 34V36H83V34L84 35H86L85 33ZM103 32V33H104ZM110 32H112V33H110ZM115 32V33H114ZM150 32V33H149ZM151 32H153V34L151 33ZM187 32H189V33H187ZM224 32V33H223ZM233 34V35H230L231 33ZM36 33V34H35ZM46 33V34H45ZM54 33V34H53ZM65 33V35L64 36H62V34H64ZM98 33H99V31H98ZM167 33V32H166ZM192 33H193V35H192ZM252 33V34H253ZM43 34V35H42ZM51 34H53V35H51ZM97 34V33H96ZM112 34V35H111ZM152 34V35H151ZM160 34V33H159ZM162 34V33H161ZM174 34H177L176 36L177 37H175V35ZM191 34V35H190ZM208 34H210L209 36H208ZM214 34H216L214 37H211V36H213ZM241 34V33H240ZM255 34H257V33H255ZM47 35H49V36H46ZM69 35H70V39H67V37L69 38ZM91 35V36H90ZM147 35V36H146ZM153 35H154V37H153ZM199 35V36H198ZM206 37H205V36ZM223 35V36H222ZM243 35V34H242ZM241 35V36H242ZM53 36V37H52ZM58 36V37H57ZM71 36H72V38H71ZM89 36V38H88V40L87 41H80V39H83L84 37H88ZM158 36V35H157ZM171 36V37H170ZM172 36H174V37H172ZM217 36H219L218 37V39H217ZM60 37H63V39L62 38H60ZM79 37H80V39H79ZM93 37H95V39L93 38ZM98 37H100V38H98ZM105 37H107V35H105ZM146 37V38H145ZM163 37V36H162ZM196 37H197V40H196ZM204 39V40H207L208 39V41L209 40H211V41H209V43L211 44L212 43V45L211 46H214V48H212L211 46H209V47H211V48H207V47H204L205 45H201V44H205V42L203 41V43H202V38ZM208 37H210V39L208 38ZM245 37V36H244ZM43 38H45V40L43 39ZM50 38H53V39H50ZM152 38V39H151ZM171 38V39H170ZM175 38V39H174ZM201 38V39H200ZM239 38H241L240 36H239ZM34 39V40H33ZM49 39L51 40V41H49ZM73 39V40H72ZM74 39H77L79 42V44L80 43H82V45L80 46V48H79V44H76V41L77 40H75V44L72 42V41H74ZM85 40H86V38H84ZM83 39V40H84ZM91 39H93V40H91ZM97 39H98V41H97ZM100 39V40H99ZM161 40L160 42L159 41H157V40ZM179 40V42H177V43H175L176 41H178ZM214 39V40H213ZM224 39V40H223ZM245 38H243V39H240V41L241 40H244ZM58 41V45H57V43H56V41ZM142 40V41H141ZM155 40L157 41V42H155ZM172 40H176L175 42L174 41H172ZM180 40H182V42L180 41ZM185 40V41H184ZM223 40V41H222ZM237 40H238V42H239V39L237 38ZM28 41V42H27ZM30 41L32 42V43H30ZM66 41H67V43H66ZM91 41V42H90ZM92 41H93V43H92ZM102 41H103V39H102ZM110 41V42H109ZM166 41H168V46H167V42ZM188 41V43L186 44V46L187 47H189V49H191L190 51H192L191 52V55L188 57V55H187V59L189 58V60H188V62L185 60L186 59V57H183V54L181 55V54H179V53H181V51H184L185 49H187V47L186 46H184L185 45V43L184 42H187ZM198 41H201V43L199 44V42ZM255 41H254V43H255ZM43 42V43H42ZM65 42V43H64ZM84 42H85V44H84ZM86 42H88V43H86ZM165 42V45L163 44V46H166V47H162L161 46V43H164ZM193 42V41H192ZM243 42V41H242ZM248 42V41H247ZM252 42V41H251ZM28 43H30L29 45H28ZM90 43V44H89ZM98 43H99V46L97 47V45H98ZM105 43H104V45H105ZM223 43V44H222ZM234 43H236V39H235V42H233V44H230V46H231V48L232 47H235V46H233L234 45ZM240 43V42H239ZM244 43V42H243ZM243 43H240L239 44V46L241 47V45H242V48L241 49H243L244 47H243ZM246 43V42H245ZM244 43V44H245ZM254 43H252V45L254 44ZM257 43V42H256ZM34 44V45H33ZM49 44H50V46H49ZM61 44V45H60ZM62 44L64 45V47L66 48V49H64L63 50V47H62ZM65 44H67V45H65ZM96 44V45H95ZM206 44H207V42H206ZM215 44V45H214ZM222 44V45H221ZM226 44V45H225ZM247 44V43H246ZM42 45H43V47H42ZM152 45V46H151ZM173 45V47L171 48L170 46H172ZM178 45H181L180 47H186L184 50H182V48H180ZM183 45V46H182ZM209 45V44H208ZM225 45V46H224ZM236 45H237V43H236ZM248 45H250V44H248ZM251 45V46H252ZM255 45V44H254ZM253 45V46H254ZM72 46L73 47H75L77 50H75V48H73V50H72ZM93 46L95 47V49L93 48ZM108 46V47H107ZM158 46V47H157ZM175 46L176 47H178V49H176L175 48ZM199 46H203L204 48H206L207 50L205 51L204 50V48H201L200 47V49H197V47L199 48ZM238 46V45H237ZM236 46V47H237ZM238 46V47H239ZM250 46V48H252ZM29 47V48H28ZM47 47V48H46ZM52 47V48H51ZM78 47V48H77ZM83 49H82V48ZM168 47V48H167ZM215 47H216V49H215ZM247 47V46H246ZM245 47V48H246ZM43 48H44V50H43ZM61 48V49H60ZM98 48V49H97ZM151 48V49H150ZM154 48H155V50H154ZM161 48H163L162 50H161ZM192 48H193V50H192ZM229 48V47H228ZM247 48H249V46L247 47ZM250 48H249V50H250ZM26 51H25V50ZM35 49V50H34ZM39 49V50H38ZM87 51H86V50ZM94 49V50H93ZM97 49V50H96ZM100 49V50H99ZM168 49H170V51H168ZM173 49H176L177 50V52H175V51H173ZM203 49V50H202ZM213 49H215V51L216 52H213L214 50ZM48 50V51H47ZM51 50V51H50ZM61 50V51H60ZM63 50V51H62ZM167 50V51H166ZM172 50V51H171ZM179 50H181V51H179ZM195 50V51H194ZM208 50H210V51H208ZM248 49H247V51L251 54V52L249 51ZM29 51V52H28ZM46 51H47V54H46ZM57 53H56V52ZM73 51V52H72ZM96 51V52H95ZM162 51V52H161ZM178 51H179V53H178ZM188 51V50H187ZM246 51V52H247ZM1 52H3V51H1L0 50V57L2 56V54H1ZM10 53V55L11 56H13L14 54H11V51H5V53ZM13 52V51H12ZM20 54H19V53ZM27 52V53H26ZM43 52H45V54L43 53ZM49 52H51V55L49 54ZM59 52V53H58ZM95 52V53H94ZM165 52H166V54L167 53H169V52H171L170 54H168V55H165ZM172 52H174V53H172ZM185 52V51H184ZM203 52H207V53H203ZM245 52V53H246ZM9 53H8V56H7V54H4V52H3V57H5V58H8L10 55H9ZM61 53V56L59 55ZM76 53V54H75ZM175 53H176V56H174L175 55ZM180 56H182V59H179V61L181 62L182 60H183V58H184V60H183V62L185 61V62H187L188 63V69L190 70L191 68H193L192 70V73H191V75L193 74V72L195 73V75H197V76H195V75H193V76H191L192 78L190 79V71H188V69H187V67L185 68V66L187 65H185L184 63H182V65L184 64V66L183 67H181L180 65H178V60H176V59H178L177 57H179V55ZM186 53V52H185ZM215 53V54H214ZM17 54H19V55H17ZM24 54H26V55H24ZM28 54V55H27ZM36 54H37V57H36ZM81 54H82V57H83V55H84V57L83 58H85L86 60H87V56H89V58L88 59H90V61L89 60H87L90 64H88V63H86V60H84L83 58H81ZM190 54V53H189ZM211 54H213V55H216V56H212L211 57ZM248 54V53H247ZM252 54H253V52H252ZM4 55H6V56H4ZM14 55V56H15ZM45 55V56H44ZM47 55H48V57H47ZM55 55V56H54ZM165 55V57L162 59V57H159V56H164ZM173 55V56H172ZM185 55V54H184ZM185 55V56H186ZM246 54H244V56H245ZM25 56V57H24ZM49 56H50V58H49ZM54 56V57H53ZM74 56V57H73ZM77 56V57H76ZM90 56H91V58L92 57H95V59L97 60V62L95 63V59L94 58H90ZM155 56V57H154ZM167 56H169V58L167 57ZM204 56V57H203ZM247 56H251V55H246L245 57H247ZM48 59H47V58ZM80 57V58H79ZM99 57V58H98ZM147 57L149 58V60L147 59ZM151 57V58H150ZM172 57H174V58H172ZM10 58V57H9ZM69 58L71 59V60H69ZM75 58V59H74ZM158 60H157V59ZM161 60H163V61H161ZM165 58H166V60L167 61H165ZM202 58V59H201ZM203 58H204V61H203ZM211 60H209V59ZM215 58V59H214ZM44 59V60H43ZM60 59V60H59ZM74 59V60H73ZM78 59H79V61H78ZM81 59H83V60H81ZM151 59V60H150ZM153 59V60H152ZM172 59H175L176 60V63H175V61H174V63L172 62L171 63V61H173ZM205 59H207V60H205ZM50 60V61H49ZM63 60H65V62L63 61ZM76 60V61H75ZM145 60V61H144ZM156 61V63H157V65L154 63L155 61ZM170 62H169V61ZM192 60H193V63H192ZM200 60H201V65H200ZM73 61V62H72ZM80 61H81V63H82V66H81V63H80ZM94 61V62H93ZM141 61V62H140ZM152 61V62H151ZM158 61V62H157ZM159 61H161L160 63H162L163 65H164V67H163V65H162V67H163V69H162V71H161V73L159 72L161 69V67H159L158 68V66H160L161 64L159 63ZM42 62V64L40 65V63ZM71 62V63H70ZM75 62L77 63V65H75ZM83 62H85V64L83 63ZM92 62H93V64H92ZM143 62H145V63H143ZM149 62V63H148ZM164 62H166V64L164 63ZM206 62V63H207ZM68 63H70V64H68ZM140 63V64H139ZM143 63V64H142ZM155 64V66H157V68L158 69H160V70H156V67L154 66V65H152V64ZM159 63V64H158ZM168 63H171V64H168ZM84 64V65H83ZM100 64V65H99ZM115 64V65H114ZM117 64V65H116ZM146 66H145V65ZM149 64V65H148ZM175 66V67H180V68H178V69H176V68H174L173 67V65ZM181 64V63H180ZM70 65V66H69ZM94 67H93V66ZM119 65H121L120 67H118V69L120 68H122V70L123 69H125V70H127V69H129L130 67L135 71L133 74H131V73H128L129 71H131L132 69L130 68L128 71H127V73H125V70H118V71H120L119 73H120V76L118 75V76H116L118 73H117V69H116V66H119ZM141 65V66H140ZM145 66V67H143V66ZM165 65H168V68H167V66H165ZM171 65V67H169ZM75 66H77L76 67V69H75ZM82 67V68H80V67ZM98 66V67H97ZM101 66V67H100ZM140 66V68L139 69H137L138 67ZM148 66V67H147ZM79 67V68H78ZM86 67V68H85ZM115 67V68H114ZM143 67V68H142ZM153 67L155 68V69H153ZM191 67V68H190ZM102 68V69H101ZM145 68V69H144ZM149 68V69H150ZM165 68V69H164ZM173 68H174V70H173ZM182 68H183V70H182ZM95 70V72L97 73H95V72H93V73H91V71H93V70ZM100 69V70H99ZM110 69V70H109ZM150 69V70H151ZM168 69H169V71H168ZM171 69V70H170ZM180 69H181V71H180ZM207 71H205V70ZM79 70V71H78ZM87 70L89 71L90 70V72H87ZM136 70L138 71V73H136ZM139 70L141 71V72H139ZM173 70V71H172ZM175 70H177L178 72H176ZM247 70V69H246ZM98 71V72H97ZM101 71V72H100ZM103 71H104V73H103ZM108 71H109V74H108ZM175 71V72H174ZM187 71V72H186ZM200 71V73H198ZM202 71V72H201ZM204 71V72H203ZM44 72V73H43ZM72 72V73H71ZM117 74H116V73ZM123 72V73H122ZM147 72V73H146ZM164 72V73H163ZM199 74H197V73ZM245 72V71H244ZM14 73V76H16V77H19V76H21V73L20 72H17V71H15V72H13ZM55 73V74H54ZM67 73V74H66ZM103 74V75H101V74ZM114 73H115V75H114ZM183 73H184V75H183ZM210 73H213V72H209V76H210ZM18 74V75H17ZM91 74V75H90ZM123 74H126L127 75V77H126V75H124V78L125 79H123V76H121V75H123ZM141 75L143 78H145V79H147L146 78V76L145 75ZM158 74H160V75H158ZM179 75V76H176L175 77V75ZM188 74V75H187ZM246 74V73H245ZM66 77H65V76ZM92 75H95V77H102V80H99L100 81V83H101V85H102V89H101V93H102V91L104 92V91H106V92H104V93H107V94H105L106 95V99H107V96H108V100H110V97H111V95L108 93V89H110V88H112V89H110V91L109 92H111V90L112 91H114V93L116 92V91H120L121 90V93L120 92H117L118 94H112L113 96H112V99L111 100H115L116 99V97L118 98V99H120L119 97H124V95H122V94H125L126 92H127V96L126 97H124L125 99H123V97L118 101L117 99L115 100V101H117V102H119L118 104H119V106H120V108H119V106L118 107H116V104L117 103H115V101H106V99H105V97H104V93H103V98H102V94L100 93V90H99V88H100V85H97L96 86V82H98L97 84H99V81H96V80H91V79H93V78H89L90 80V82L88 81V80H86V78L88 79V77L90 76H92ZM113 75H114V77H116V78H114L113 77ZM133 75V77H131ZM166 75H167V77H166ZM173 76V78H175L173 81H174V83H176V79H178L179 80V78L178 77H182V78H185L186 76H188V77H186V78H188V80H186V78L185 79H183V82H182V78H181V80H179L180 82H179V85H178V80H177V86H179V87H181V88H179V87H175V88H177V89H175V88H173L175 85H172L173 84V81H171L172 79L171 78H169L168 76ZM241 75H243V77H244V73H241ZM57 76V77H56ZM62 76V77H61ZM141 76H139L137 79H140L141 78ZM145 76V77H144ZM194 76H195V78L197 79H195L194 78ZM59 77H61V79L59 78ZM95 77H94V79H95ZM97 77V78H98ZM114 78V80H112L113 78ZM117 77H118V79H120V80H118L117 79ZM128 77H129V80H128V83L126 82V79H128ZM157 77L155 78L156 80H157ZM35 78V79H34ZM80 78V79H79ZM96 78V79H97ZM122 78V79H121ZM169 78V79H168ZM201 78V77H200ZM204 77L202 76V78L201 79H203ZM81 79L83 80V83H82V85H84V87L81 85ZM84 79H85V81H87V82H85L84 83ZM134 79H136V78H134ZM135 80V81H138V80ZM142 79V78H141ZM140 79V80H141ZM145 79H143V82H142V80L140 81V84H138V82H136V84H138V85H133L134 86V93L136 92V94L138 95L139 93H140V91H142V89H140L141 87H140V85L142 84V83H146L147 82V80L151 83V81L149 80V79H147V80H145ZM77 80V82H75ZM119 81V83H118V81ZM123 82H122V81ZM186 80V82L188 83V84H185L184 85V81ZM29 81V82H30ZM43 81H44V83H43ZM93 81V82H92ZM103 82V84H102V82ZM116 82V83H118V84H120L121 86H122V88H120V86L118 87V89L119 90H116L115 91V89L117 88V86H118V84H116L115 82L114 83H112V82ZM145 81V82H144ZM195 81V82H194ZM80 82V83H79ZM94 84V86H90V85H92V83ZM123 84L124 82H126L127 84H128V86L130 87V88H127V90L126 89H124V87L126 86V84H121V83ZM142 82V83H141ZM154 82H153V84H154ZM168 82V81H167ZM185 82V83H186ZM202 82H203V80H202ZM43 83V86L41 85ZM45 83H46V85H45ZM58 84V86H61V87H63V88H66V89H63L64 90V93H63V90H61V89H58L57 88V86H56V84ZM60 83V84H59ZM72 83L73 84H75V83H78V84H80L79 86H77V84L75 85L76 87H80L79 89L77 88L76 89V87H74V89L71 87V88H68V86L70 87V84H71V86H72ZM87 83V85L88 86H86L85 84ZM89 83H90V85H89ZM109 83V84H108ZM134 83V82H133ZM148 83V82H147ZM146 83V84H147ZM148 84L149 86L151 85V84ZM181 83V84H180ZM51 84V85H50ZM112 84H116L115 85V87H114V85H112ZM144 84H142L141 86L143 87V85ZM167 84V85H166ZM200 84H201V82H200ZM31 85H32V87H31ZM34 85V86H33ZM40 85H41V88H40ZM64 85V86H63ZM66 85V86H65ZM106 85V87L107 88H105L104 89V86ZM110 86L111 85V87H108V86ZM125 85V86H124ZM189 85H191V88H186V89H183L182 87H189ZM204 84H201V86H203ZM247 85V86H246ZM46 86H48V87H45ZM89 86L90 87H92L93 88V90H90L89 89ZM98 86H99V88H98ZM136 86L140 89H136ZM148 86V87H149ZM161 86H165V87H161ZM169 86V87H168ZM245 86V87H244ZM248 86H250V83H249V81H247V79L246 80H244V82H243V89H242V93H241V101H242V103H243V105L246 107V108H250V107H253V106H255V105H258V104H261V100L257 97V95H259L260 93L257 91V92H251V94H252V96L250 95V93H249V90H248ZM4 87H5V85H4ZM37 87L39 88V89H37ZM42 87L45 89H42ZM81 87H83V89L81 88ZM94 87H96V88H94ZM146 87V86H145ZM148 87H147V89H148ZM152 87V86H151ZM172 88V93H174L175 95H176V92L177 91H179V89H180V92L182 93H179V92H177V95L178 94H180V95H182V96H176L177 98H172V93H171V88ZM192 87H193V89H192ZM88 88V89H87ZM115 88V89H114ZM162 88V89H161ZM179 88V89H178ZM69 89V90H68ZM76 89V90H75ZM94 89H96V91H94ZM144 90H146V88H143ZM165 89H167V90H165ZM60 90H61V92H60ZM70 90H72V91H70ZM79 90V91H78ZM123 90H124V93H122L123 92ZM137 90V91H136ZM149 90V89H148ZM151 90V89H150ZM162 90V91H161ZM175 90H177L176 92H175ZM182 90V91H181ZM186 90V91H185ZM190 90V91H189ZM258 90H259V88H258ZM34 91V92H33ZM37 93H36V92ZM46 91V92H45ZM66 91H67V93H66ZM78 91V92H77ZM93 91H94V93H96L97 92V95L96 96H98V97H96V96H94L95 94L93 93ZM139 91V92H138ZM151 91V92H152ZM208 91V92H207ZM212 91H213V93H212ZM30 92H31V94H30ZM33 92V93H32ZM55 92H56V94H55ZM68 92H71V96L69 97V100L67 99L68 97H67V95L69 94ZM146 92H147V90H146ZM146 92H144V93H146ZM149 93H150V91H148ZM189 92V93H188ZM195 92V91H194ZM217 92V93H216ZM34 93H36V95H34ZM44 93V94H43ZM49 93V94H48ZM77 93V94H76ZM121 94V96H120V94ZM134 93H132V95L133 96H135L134 95ZM142 93V92H141ZM141 93H140V95H141ZM144 93H142V94H144ZM168 93V94H167ZM169 93L171 94L170 96L171 97H169L168 95H169ZM188 95H187V94ZM193 93V92H192ZM202 93V94H201ZM207 93V94H206ZM211 95H213V96H211ZM32 94H33V97H30V96H32ZM40 94V95H39ZM43 96H42V95ZM45 94H46V96H45ZM64 95V96H62V95ZM94 94V95H93ZM153 94L151 93V95L153 96ZM167 94V95H166ZM184 94H185V96L187 97H189V99H187L186 97H184V98H181V97H183L184 96ZM191 94V93H190ZM195 94V93H194ZM194 94H192L193 96H195ZM204 94V95H203ZM57 95V96H56ZM87 95V96H86ZM118 95V96H117ZM130 95H131V93H130ZM130 95H129V97H130ZM136 95V96H137ZM145 95H147V93L145 94ZM145 95H143V96H145ZM151 95L150 96H148V97H150V102H152V103H154V106L155 107H157V111H158V109H159V107L158 106H156L155 105V102H157V100H155L154 98H155V96H153V99L151 98ZM209 95V96H208ZM215 95V96H214ZM253 95L255 96V97H253ZM42 96V97H41ZM52 96V97H51ZM69 96V95H68ZM115 96V97H114ZM132 96V98H134ZM166 96V97H165ZM197 96V97H198ZM201 96V97H200ZM204 96V97H203ZM205 96H208V97H205ZM1 97V96H0ZM34 97H37V98H34ZM56 97H57V99H56ZM59 97H63L62 98V104H61V102H60V98ZM93 99H91V98ZM128 97V98H129ZM169 97V98H168ZM174 97V96H173ZM178 97L180 98V99H178ZM202 97H203V99H202ZM209 97H211V99L209 98ZM40 98V99H39ZM47 98H49L48 100H47ZM51 98V99H50ZM136 98V97H135ZM138 98V102H139V96L137 97ZM136 98V99H137ZM164 98H166L167 100H165L166 101V103L164 102ZM171 98V99H170ZM192 98H194L195 99V97H192ZM216 98V99H215ZM257 98H258V100H257ZM36 99V100H35ZM38 99V100H37ZM95 99V100H94ZM100 99V100H99ZM103 99V100H102ZM105 99V100H104ZM131 99V98H130ZM176 99V100H175ZM178 99V100H177ZM221 99V100H220ZM44 100V101H43ZM53 100H54V102L56 101V104L57 105H53V104H51V103H54L53 102ZM90 100V101H89ZM122 100H127V102L128 101H130V102H128V103H130L132 106H129L128 108H130V107H132V108H130V109H128L127 108V106H128V103H126L127 104V106H126V104H124L123 102H125V101H122ZM133 100V99H132ZM168 100H170V101H168ZM181 100H183V101H181ZM202 100V101H201ZM218 100H219V102H218ZM33 101V102H32ZM43 101V102H42ZM46 101H48V102H46ZM49 101H51V102H49ZM92 101V102H91ZM93 101H95V102H98V103H94ZM122 101V102H121ZM134 101H135V99H134ZM191 101V100H190ZM205 101V102H204ZM214 101L216 102V103H214ZM24 102H25V105H24ZM42 102V107H41V103ZM45 102V103H44ZM91 102V103H90ZM106 102H108V104L106 103ZM122 103V107H124V105H125V107L124 108H121V103ZM138 102H134L135 104L134 105H136V103H138ZM140 102H142L141 103V107H140V105H139V107L141 108H139L137 105L139 104H137L136 106H137V108H139V110L142 112V114L143 113H145V112H147V111H145V109H144V112L142 111V107L144 106L143 104H146V105H148V106H151V104H150V102L149 101H147V100H145V98H142V96H141V98H140ZM157 102V104H159ZM175 102V103H176ZM186 102V103H185ZM202 102H204V103H202ZM207 102V103H206ZM213 102V103H212ZM251 102V103H250ZM263 102V101H262ZM7 103V104H6ZM50 104V105H47V104ZM100 103V106L98 105ZM113 103H115V104H113ZM162 103L164 104V106H162ZM173 104V105H175V106H172L173 108H171V109H175L176 108V110H177V108L179 109V107H181V106H179L178 107V105H177V107H176V104ZM1 104V106L3 107V105ZM27 104H31V105H27ZM39 104V105H38ZM78 104V105H77ZM97 106H95V105ZM104 104V105H103ZM106 104L107 105H109V106H107L106 107ZM129 104V105H130ZM167 106H166V105ZM203 104V105H202ZM205 104V105H204ZM217 105V107H216V105ZM251 104V105H250ZM71 105H73V106H71ZM77 105V106H76ZM93 105H94V107H93ZM112 105H114L113 107H112ZM143 105V106H142ZM26 106V107H25ZM46 107V109H45V107ZM81 108H80V107ZM82 106H83V108H82ZM102 106V107H101ZM103 106H104V109H103ZM201 106V107H200ZM14 107V108H13ZM48 107V108H47ZM64 107V108H63ZM73 107L75 108V110H73ZM85 107V108H84ZM92 107V108H91ZM98 107H99V111H97L98 110ZM146 107V106H145ZM153 107V106H152ZM154 107V108H155ZM181 107V108H182ZM188 107V106H187ZM191 107V106H190ZM11 108H12V110H11ZM39 108V109H38ZM51 108V112L50 111H48V113H47V109H50ZM78 108V109H77ZM95 108H96V111H95ZM100 108H102V110H105V111H101V109ZM105 108H107V109H105ZM136 108V109H137ZM144 108V107H143ZM150 108V107H149ZM149 108H147L146 107V109H148V110H150ZM154 108H152V109H154ZM180 108V110H182ZM14 109H16V110H14ZM41 109V110H40ZM43 109H45V111H46V113L44 114V110ZM82 109V110H81ZM115 109H118L119 111L120 110H122L121 112H122V114H120V112L118 111V110H116V111H118V112H116L115 111ZM152 109L150 110V111H152ZM163 109V108H162ZM161 109V110H162ZM185 109H186V111H185ZM215 109H217V111L215 110ZM25 110V111H24ZM42 110L44 111V112H42ZM72 110H73V113H72ZM130 110V111H129ZM155 110V109H154ZM154 110H153V112H154ZM179 110V111H180ZM198 110V111H197ZM11 111L13 112V113H11ZM14 111H16L15 113H14ZM26 111H28V113L26 112ZM33 111V112H32ZM39 111V112H38ZM41 111V112H40ZM79 111V112H78ZM101 111V112H100ZM140 112V111H138V110H135V112ZM150 111H148V113L150 112ZM160 111V110H159ZM168 111V112H167ZM166 112L167 113H169L170 112V114H171V111L168 109ZM219 111V112H218ZM23 112V113H22ZM36 112V113H35ZM90 112V113H89ZM96 112V113H95ZM98 112H100V113H98ZM111 112H112V115H111ZM135 112H133V113H135ZM163 112V115H164V111H162ZM177 112V111H176ZM191 114H190V113ZM199 112V113H198ZM201 112V113H200ZM233 112V111H232ZM232 112H230V113H232ZM31 113V114H30ZM35 113V114H34ZM92 113V114H91ZM116 113V114H115ZM117 113H119V114H117ZM148 113H147V117H148ZM151 113L152 112H150L149 114V116H151ZM155 113V112H154ZM165 114V115H167V117L170 115H168V114ZM188 113V114H187ZM14 114V115H13ZM21 114V115H20ZM34 114V115H33ZM38 114V115H37ZM47 114V115H46ZM106 114H108V115H106ZM115 114V116L117 115V117L115 118V117H113V115ZM141 114V113H140ZM139 113H138V115H140ZM156 114H157V112H156ZM155 114V115H156ZM159 114V113H158ZM173 114V113H172ZM172 114H171V116H172ZM176 114H179L178 112L176 113ZM192 114H194L195 116H193ZM34 116L35 118H33V119H30V117L28 118V116ZM46 115V116H45ZM93 116V117H95V119H93L92 121H91V118H93V117H90V116ZM94 115H96V116H94ZM134 115V114H133ZM144 115V114H143ZM154 115V116H155ZM160 115H161V113H160ZM162 115V117H165V115L163 116ZM184 115V116H183ZM189 117H188V116ZM23 116V115H22ZM99 116H101L100 118H99ZM105 116V117H104ZM112 116V117H111ZM122 116V118H124ZM129 117L128 119H131L132 117ZM136 116H137V113H136ZM141 116V115H140ZM146 116V115H145ZM174 116V115H173ZM178 116V115H177ZM190 116L192 117L191 119L192 120H189V121H187V119L188 118H190ZM199 116H200V118H199ZM216 116V117H215ZM8 117H9V119H8ZM31 117V118H32ZM38 117H39V119H40V121H43V124H46V125H43L42 124V122L40 123V121H39V119H38ZM79 117V118H78ZM90 117V118H89ZM108 117V118H107ZM134 117V116H133ZM143 117V116H142ZM156 117H158V116H156ZM159 117H161V116H159ZM166 117V118H167ZM188 117V118H187ZM197 117L195 118V121H194V123L193 124H195V123H197L198 121H196L197 120ZM213 117H215V118H213ZM22 118H23V121H22ZM110 118H112L114 121L112 122V119H110ZM146 118V117H145ZM145 118L143 119V120H145ZM154 118V117H153ZM153 118L151 119L152 121H153ZM174 118H176V119H178L176 116H174ZM209 118H211V119H209ZM11 119V120H10ZM19 119V120H18ZM35 119V120H34ZM46 119V120H45ZM85 119V120H84ZM98 119L100 120L99 122H101V125H102V129H100V127L99 126H101L100 125V123H99V125L97 124L98 123ZM121 119V118H120ZM136 119V120H135ZM148 119H150V117L148 118ZM156 119V118H155ZM154 119V120H155ZM176 119L173 121L174 123L176 122ZM215 119V120H214ZM10 120V121H9ZM15 120H18V122L16 121L15 122ZM28 120H26V121H24V122H27ZM87 120V121H86ZM107 120H109V122L107 121ZM122 120H124V119H122ZM121 120V121H122ZM141 120V119H140ZM139 120V121H140ZM147 120V119H146ZM146 120H145V123H143L144 125L147 123L146 122ZM173 120V119H172ZM211 121V122H209V121ZM213 120V121H212ZM32 121H29L31 124V126H32ZM85 123H84V122ZM142 121V120H141ZM140 121V122H141ZM152 121H150L151 123H152ZM164 121V120H163ZM167 121V120H166ZM169 121H170V117H169ZM162 122L161 121V119H160V121L159 120H157L156 121V123H155V121L153 122V124L151 125V126H155L154 124H156V126H158V124H162L163 123V125H165V126H167V125H171L172 126V122ZM185 121V122H184ZM104 122V123H103ZM124 121H122V123H123ZM138 122V121H137ZM28 123V122H27ZM77 123V124H76ZM83 123V124H82ZM109 123V124H108ZM119 123V125L118 126H116L117 124ZM150 123V124H151ZM169 123V124H168ZM172 123V124H171ZM176 123V124H177ZM23 124V123H22ZM92 124V125H91ZM138 124H139V122H138ZM142 124V125H143ZM182 124V125H183ZM23 125H26L25 123L23 124ZM29 125V123L27 124V126ZM87 125V126H86ZM104 125H106V126H104ZM134 125H137V123L136 124H134ZM148 123H147V127L146 128H148ZM162 125V126H163ZM182 125L180 124L179 126L180 127H182ZM195 125H198V124H195ZM195 125H193L194 127H195ZM202 125H199V127H201ZM0 126H3V125H0ZM6 126H7V128L5 127V126H3L4 128H6V129H4V128H2V129H0V135L1 136H7V135H9V134H12L13 132H14V130L13 129H10V125L8 126L7 124H6ZM26 126V127H27ZM44 126H45V128H44ZM66 126V127H65ZM72 126V127H71ZM84 127V129H85V131H86V128H87V130H88V126H89V129L90 130H88L87 132H85L84 131V129L83 128H81V127ZM138 126V125H137ZM141 126V125H140ZM150 126V125H149ZM155 126V127H156ZM160 126V125H159ZM158 126V127H159ZM179 126H177V125H175V127H176V130H177V127L179 128ZM188 126V127H187ZM63 127V128H62ZM92 127V128H91ZM117 127H118V129H120L121 127H124V128H122V129H120V131L117 129ZM154 127V128H155ZM156 128V129H158V132L156 131V133L155 132H153L154 134H155V136H154V134L153 133H150V134H152L151 136H152V138H151V136L149 135H146V138H147V136H148V138H147V141H149V140H156V141H161V138H159V137H163V139H164V137H165V132H167L168 130H164L163 129V127L162 128ZM173 127V126H172ZM182 127V129L181 128H179V130H178V132L179 131H181L180 132V136L182 135V137H180L179 135H176V137H180V139L181 140H185L186 139V136H188V132L186 131V130H184V128ZM34 128V127H33ZM68 128H70V129H68ZM82 129V130H80L81 132H82V135H81V132L79 131V129ZM95 128V129H94ZM97 128V129H96ZM139 128H142V127H139ZM151 128H153V127H151ZM150 128V129H151ZM166 129H168L167 127H165ZM171 128V127H170ZM170 128H169V132L171 131L170 130ZM193 128V127H192ZM196 128V127H195ZM37 129V128H36ZM46 129V130H45ZM50 129V130H49ZM74 129V130H73ZM91 129H92V131H91ZM124 129V130H123ZM133 129L135 130H139L138 129V127H136V128H132V134L134 133V132H137V133H141L142 131H145V128L143 129V130H141V132H138V131H134L133 132ZM164 131H163V130ZM173 129H175V128H173ZM9 130H11V131H9ZM34 131H36L35 129H33ZM32 130V131H33ZM41 130V131H42ZM73 130V131H72ZM125 130H127V131H125ZM160 130H161V132H160ZM176 130H174V132L176 131ZM28 131H30V130H28ZM38 131V130H37ZM36 131V132H37ZM39 131H40V129H39ZM49 131H52V132H49ZM78 131H79V133H78ZM125 131V132H124ZM162 131L165 133V134H163L162 133ZM70 132V133H69ZM89 132V133H88ZM106 132H107V134H106ZM127 132V133H126ZM148 132H150V130H148ZM177 132V133H178ZM187 132V133H186ZM30 133V132H29ZM35 133V132H34ZM33 132L32 133H30V134H34ZM39 133V138H40V136H41V133L40 132H38ZM38 133H35L36 134V136L38 135ZM51 133L53 134L52 135V138H53V140H51ZM56 135H55V134ZM85 133V134H84ZM111 133H113L116 137H118V138H116L114 135H112ZM125 133V134H127V136L126 135H123V134ZM160 133H162V134H160ZM168 133V132H167ZM171 133H173V131H171L170 133H168L169 135L171 134ZM176 133V132H175ZM183 133V134H182ZM235 133V134H234ZM66 135L65 137L64 136H62V135ZM69 134H72L71 136L69 135ZM94 134V135H93ZM134 134H136V133H134ZM142 134V133H141ZM168 134H167V136L165 137L166 138V141H167V138H168ZM242 134V135H241ZM46 136H48L47 134H45ZM75 135V136H74ZM76 135H78V136H76ZM81 135V136H80ZM120 135H122L121 137H120ZM145 135H141V137L143 136H145ZM173 135V134H172ZM234 135V136H233ZM73 136V137H72ZM88 136V137H87ZM107 136H109V137H107ZM123 136H125V137H127V138H125V140H123ZM134 136V135H133ZM231 137H233V138H235L236 140H239V141H242V142H245V141H247V138H245V134H243V133H240V131L239 130H236V131H234V132H232L231 133V135H230ZM244 136V137H243ZM247 136V135H246ZM44 137V136H43ZM61 137H63V140H67L66 142H68L69 140H68V138H70V142L68 143V144H70L71 142V144H76L77 145V147L80 149V150H82L81 148H80V145L81 146H83L84 144L85 145H87L88 144V146H86L87 148L89 147V149H90V147L93 149V148H97V146L95 145L96 143L95 142H98V143H100V145L98 144V147H100L101 145H102V148L103 147H105V146H103V143L106 145V144H109L110 146L112 145L111 144V142H112V140H113V138H115V141H116V144L118 143V140L120 141L121 140V138H122V140L123 141H120L119 143H118V145L121 143V142H123L122 143V145L121 146H116V147H114V148H116V149H113V150H115V151H117V149H118V154H117V152H116V154H114L115 153V151H113V150H111V148H113V146H111L110 148H107V150L108 151H105L106 150V148L105 149H102V148H99V149H96L97 151H95V150H93L94 152H92V150H91V152H92V154H93V156L95 157V158H97L98 156H101L103 159V161L105 162V161H108V160H112V161H116V159H117V161H119L118 160V158H120L121 159V163L122 162H124V161H127V162H130L129 160H131V164L132 165H130V167H128L129 166V164L128 163H126V162H124L123 164H120V162H118L116 165H120V172H118L119 170H118V166H116V168L117 169H113L114 171H117L116 173L112 170V171H110V169H111V167L109 166V165H112V164H110V163H113V167H115V163L117 162H110L109 163V168L107 167V163L105 164L106 165V167H103L104 166V164H103V166L101 165L103 162L101 161V157L99 158H97V160L98 159H100V161H101V163H100V161L98 160V162L100 163V164H97L98 162H97V160L95 161L94 159H92V160H94L93 161V163H91V164H95V166H97L96 168H97V170L95 169V166L94 165H92V166H94L92 169L94 170V171H91L90 170V168H88V163H86V162H88V160L86 161H84V163L86 164V166H87V168H86V172L85 171H83V169L86 167L85 165H84V163L83 164H81V165H70V164H67L66 162H64L63 161V158L59 155V154H57V156L56 155H54V156H52L53 155V151L51 150L52 148H48L49 150H51L53 153H52V155L50 154L51 152L49 151V150H47L46 151V149H44V147H50V146H52L54 149L56 148V147H58V146H60L61 144L62 145H65V141L63 142V141H61ZM77 137V138H76ZM81 137V138H80ZM111 137V138H110ZM120 137V138H119ZM140 137V138H141ZM150 137V138H149ZM154 137V138H153ZM178 137V138H179ZM239 137V138H238ZM241 137H242V140H241ZM39 138H38V140H39ZM109 138H110V140H109ZM133 138H135V141H133ZM140 138H139V142H140ZM145 138V137H144ZM144 138H143V140H144ZM170 138V137H169ZM174 138L175 137H173L172 136V140H174ZM244 138H245V140H244ZM52 142H51V141ZM92 140H93V142H92ZM102 141L103 143H101L100 141ZM170 140H171V138H170ZM43 141V142H42ZM50 141V142H49ZM82 141V142H81ZM87 141H88V143H87ZM106 141H109V142H106ZM115 141L113 140V143L115 144ZM135 142V143H137L138 145H137V147H135V149H134V147H133V142ZM145 141V140H144ZM146 141V142H147ZM61 143V142H63V143H61L60 145H59V143ZM84 142H86V143H84ZM127 142V143H128ZM83 143V144H82ZM141 143V142H140ZM43 144V145H42ZM51 144V145H50ZM67 144V143H66ZM92 144V145H91ZM95 146H94V145ZM113 144V145H114ZM126 144V143H125ZM0 146L1 147H4V146H2V144L0 143ZM56 146V147H55ZM107 146V145H106ZM107 147H109V146H107ZM133 147V148H132ZM40 148V149H39ZM83 148V150L82 151H84V153H85V150L84 149H86L85 148V146H83L82 147ZM129 148H132L133 149V151L131 150L130 151V154H129V152H127V151H129L130 149ZM2 149V148H1ZM0 149V150H1ZM6 148H4V150H5ZM37 149H39V150H37ZM247 149V148H246ZM45 150V151H44ZM87 150V149H86ZM99 150V151H98ZM100 150H101V152H100ZM104 150V151H103ZM137 150V151H136ZM244 150V148H238L237 150H236V152L238 153V154H241V155H247V150H246V152H245V150ZM38 151V152H37ZM39 151H41V153H39ZM49 151V152H48ZM103 151V152H102ZM120 151H122L120 154H119V152ZM1 152H4L3 150L1 151ZM124 152L125 153H127V154H124ZM132 152V153H131ZM5 154H3V159H1L0 158V160H1V163L3 162V161H5L6 162V160H7V163H4L3 165L1 164L0 165V168H2V171H1V169H0V171L2 172V174L4 173V171H6L5 173H7V174H10V173H8L7 172V170H6V168H7V164H10V163H8V161L10 162V158L12 159V157H9V155H8V152H6V150H5V152H4ZM47 153V154H46ZM104 153V156L102 155ZM105 153L107 154V156L109 155L110 156V154H112L113 156L115 155L116 156V159L114 160V157L112 158L111 156L109 157V158H112V159H109L108 157H106V155H105ZM1 153H0V155H2ZM55 154V153H54ZM97 156H96V155ZM138 154V153H137ZM182 154V155H181ZM252 154H254V155H249L250 156V158L248 159V163L250 164V165H252L256 170H258L259 171V173H264L263 172V170H264V162H261L260 160H259V158H262V161H264L263 159V154H264V152H263V154H261V152L258 154H256V153H252ZM40 155V156H39ZM42 155H45V156H47V158L48 159H46L48 162H44L45 160H44V158H45V156H42ZM121 155H122V157H121ZM129 155V156H128ZM182 157H181V156ZM185 155V156H184ZM53 157V159H52V157ZM88 156H89V154H88ZM93 156H92V158H93ZM119 156V157H118ZM128 156V157H127ZM187 156V157H186ZM251 156H252V158H251ZM1 157V156H0ZM8 157V158H7ZM40 157V158H39ZM118 157V158H117ZM123 157H125V158H123ZM127 157V158H126ZM131 157V158H130ZM176 159H175V158ZM257 157H259V158H257ZM31 158H35V157H33V155L31 156ZM58 158L60 159H62V161L61 160H58ZM90 158H91V156H90ZM104 158H105V160H104ZM186 158V159H185ZM5 159V160H4ZM40 159V160H39ZM174 161H173V160ZM188 159V160H187ZM193 159V160H192ZM254 159H258V160H256V162H255V160ZM29 160H31V159H29ZM29 160H28V163H30L29 162ZM37 160V161H36ZM40 161V163H39V161ZM44 160V161H43ZM91 160V161H92ZM124 160V161H123ZM170 160V161H169ZM254 160V161H253ZM24 161V160H23ZM132 161H135L136 162V164L138 165V167H137V165H135L134 163H132ZM194 161V162H193ZM197 161V162H196ZM25 162V161H24ZM35 162H37V163H35ZM43 162V163H42ZM59 162H61V163H59ZM63 162V163H62ZM96 162V163H95ZM175 162H176V166H175ZM188 162V163H187ZM193 162V163H192ZM256 164H255V163ZM258 162H259V164H260V162L261 163H263L262 165H259L258 164ZM65 163H66V165L67 166H64L65 165ZM139 163V162H138ZM157 163V164H156ZM159 163V164H158ZM163 163V164H162ZM169 163V164H168ZM171 163V164H170ZM254 163V164H253ZM22 164V163H21ZM48 164V165H47ZM91 164H90V167H92L91 166ZM133 164L136 166H134L133 167ZM153 164H154V166H153ZM166 164L169 166H166ZM194 164V165H193ZM196 164V165H195ZM25 165V164H24ZM23 165V166H24ZM27 165V164H26ZM35 166V168H33L34 166ZM50 165V166H49ZM85 167H84V166ZM99 165H101L103 168H104V170H106L108 173H110V174H108L107 172V175H105L104 173H103V168H101V166H99ZM126 165H128V166H126ZM158 165V166H157ZM28 166V165H27ZM28 166V167H29ZM72 166V167H71ZM133 167V170H132V167ZM175 166V167H174ZM214 166V167H213ZM19 167H20V165H19ZM51 167L52 168H54V170L55 171H53V169L52 170H50V172L49 171H47V170H49V169H51ZM67 167H68V169H69V171H68V169H67ZM73 167H75V169L73 168ZM112 167V168H113ZM154 167V168H153ZM166 167V168H165ZM201 167V168H200ZM3 168H5V170L3 169ZM25 168H27L26 166H25ZM47 168V169H46ZM159 168L162 170V171H160L159 170ZM164 168V169H163ZM200 168V169H199ZM203 168V169H202ZM211 168V169H210ZM18 169V168H17ZM22 169V168H21ZM28 169V168H27ZM61 169H59L60 171H61ZM101 171H100V170ZM128 169H130V170H128ZM136 169L138 170V171H136ZM153 169V170H152ZM159 171H158V170ZM199 169V170H198ZM213 169V170H212ZM225 169V171H223ZM18 170H20V169H18ZM29 170V169H28ZM103 170V171H102ZM146 170V171H145ZM202 170V171H201ZM211 170V171H210ZM24 171V170H23ZM23 171H18V172H23ZM26 171V170H25ZM63 171H61L62 173H63ZM66 171H68L69 172V174H68V172H66ZM74 171V172H73ZM100 171V172H99ZM149 173H148V172ZM167 171H169V172H167ZM197 171H198V175H197ZM257 171V172H258ZM55 172V173H54ZM85 174H84V173ZM92 172V173H91ZM128 172V173H127ZM146 172V173H145ZM152 172V173H151ZM153 172H155V173H153ZM193 172H194V174H193ZM200 172H201V174H200ZM210 172V173H209ZM223 172V173H222ZM24 173V172H23ZM50 173V174H49ZM71 173H72V175H71ZM103 173V174H102ZM118 173H120V174H118ZM133 173H135V175H136V177L138 178L137 180H136V182H135V179H136V177L135 178H132L133 176H134V174ZM160 173H162V174H160ZM7 174H5V177L4 176H2L1 174V177L3 178H7ZM12 174V176L11 177H9V180L11 181L12 179H13V177L14 178H16L17 177V175H19V173L17 174V171H15V174H14V171H13V173H11ZM17 174V175H16ZM22 174V173H21ZM24 174H26V172L24 173ZM91 174H93L92 176H91ZM130 174H132L133 176L131 177V175ZM4 175V174H3ZM7 175V176H6ZM16 175V176H15ZM62 175V174H61ZM67 175H69V177L72 179V180H70L69 179V177L67 176ZM103 175H105V176H103ZM117 176L118 178H116L115 176ZM119 175V176H118ZM127 177H126V176ZM157 175V176H156ZM159 175V176H158ZM168 175V176H167ZM175 175V176H174ZM190 175V176H189ZM264 175V174H263ZM89 176V177H88ZM132 178V179H134V181L132 182V180H130V177ZM20 177V176H19ZM22 177H25V178H19V180H21L20 181V185L18 184V187L16 188V190L13 188L14 187V184H12L13 185V187H10V184H9V187H10V189H12V190H14V191H24L25 190V188H27V190L28 189H34V188H36L35 187V185L33 184L32 185V182H31V180H29V176L27 177V175L26 176H22ZM73 177V178H72ZM88 177V178H87ZM114 177H115V180H114ZM120 177V178H119ZM179 177V178H178ZM0 178V183L2 182V183H4L6 180L3 178ZM27 178V179H26ZM66 178H68V179H66ZM74 178H76V179H74ZM80 178V179H79ZM86 178V179H85ZM122 178H124L123 180L125 181V183H123L122 181H121V179ZM125 178H126V180H125ZM25 179V181H23ZM79 179V180H78ZM8 180V179H7ZM15 180V179H14ZM14 180H12L13 182H15ZM16 180H18V177L16 178ZM29 180V181H28ZM57 180V179H56ZM68 180H70V182H67ZM113 180V181H112ZM119 180V181H118ZM10 181H8V183L10 182ZM73 181H76L75 183H73V184H71V182H73ZM102 181H104L105 182V184L102 182ZM108 181H110V182H113V184H114V182H116V184L114 185L115 187H113V185L111 186L110 185V182H108ZM127 181H128V183H127ZM129 181H130V183H129ZM17 182H19V181H17ZM31 182V183H30ZM102 183V185H101V183ZM121 184H120V183ZM131 182H132V184H131ZM65 183H68V185H66V187H65ZM83 183V184H82ZM107 183V184H106ZM136 183V184H135ZM6 183H4L2 186H4ZM17 184V183H16ZM24 184V185H23ZM58 184H59V181H58ZM190 184V183H189ZM30 186V187H28V186ZM71 185L72 186H74V187H71ZM99 185H101V186H99ZM105 185V186H104ZM111 187H110V186ZM116 185H118V186H116ZM120 185V186H119ZM125 185V186H124ZM250 186V188L252 187V188H256V189H260L261 187H256V186H252V184H250V183H241V184H239V185H233V187L232 188H234L235 186L237 187V186H239L238 188H234L235 190H240V189H245L246 187L248 188L249 186ZM15 186H17V185H15ZM27 186V187H26ZM63 186V187H62ZM104 186V187H103ZM123 186V187H122ZM4 187H8V186H4ZM3 187V189H5ZM25 187V188H24ZM101 187V188H100ZM120 187V188H119ZM242 187V188H241ZM23 188V189H22ZM71 188H74V189H71ZM91 188V189H90ZM114 189V190H112V189ZM119 188V189H118ZM136 188V187H135ZM9 188H7L5 191H7ZM1 190H2V187H1ZM69 190H67V191H69ZM4 191V190H3ZM9 191V190H8ZM64 196V199H63V197H62V202H63V204H65V205H63V204H61V205H63L62 207H61V205H58V206H55V208H60V210L62 211H58L57 209L56 210H54V208L52 207V209L54 210V211H52V212H54V213H52L51 212V210L49 209V208H47V209H49V210H47L45 207H41L39 210L41 211H39L40 212V214H41V216L39 217V215H38V213L39 212H36V210L35 211H32V212H30L29 211V213H30V215H31V218H33L32 216H35V214H36V220L38 221H42L43 219L45 220V222L48 220V218H49V220H50V218L53 220V221H51L50 220V222H54V223H52V225H51V223H50V226H49V224H48V226H47V228H49V230H48V232H50L51 233V235L53 236V237H55L54 238V240H57L56 241V244H57V246L60 248V249H62L63 250V253H66V254H61V251H60V249H57V250H59L58 252H57V254L58 255H65L64 257L62 256V258L60 257H58V255L55 253V255H57V257L56 258H54L53 259V262L52 263H50V264H58L59 262V264H99L101 261L103 262H101L100 264H112L111 263V261L114 259L113 257H117V255L116 256H114L116 253H120V255H121V253L124 255L125 254V256H127V255H129L128 257H129V259L131 258V263L132 264H134V262H135V264H137V263H139L140 264V262H138V261H140V256H139V245H137L138 244V241H137V244L136 245H133L132 246V240H131V238H132V235H131V232L135 229V231L134 232H137V228H133L132 226H136L137 227V225L136 224H134L135 222H134V218H135V215L133 214V215H131L132 214V212H130L128 209H126L125 211L127 212V213H129V214H127L126 215V213L123 215V218L122 219H126L125 217L127 216V218H130L131 216H133L132 218H133V224H132V222L130 223V224H132V228H133V230L131 229V227H130V225L128 226V230H129V228L132 230H129L130 231V235L127 237V236H125V235H123V233H122V228L121 229H119L121 226H125L126 227V223L124 224V222L126 221L127 222V219L124 221V222H122L123 220H121L120 218H121V216L120 215H113L115 212L114 211H116V206H115V203H113V204H109V205H106V201H103V197H104V200H107V201H109V200H111V201H113V200H115V197L114 196H111V195H105V194H101V193H99V194H96V195H92V196H90V195H88V194H83L82 192H77V193H70V194H68V195H63ZM93 197V198H92ZM97 197V198H96ZM110 197V198H109ZM114 197V198H113ZM111 198H113V199H111ZM66 200V202H64ZM69 200V201H68ZM91 200V201H90ZM102 202H104V203H102ZM70 202V203H69ZM80 202H82V203H80ZM92 202H93V204H92ZM98 202H100L101 203V205H100V203H98ZM238 203H241L242 202V200L241 199H239L238 201H237ZM0 203H2L3 204V202H2V200L0 201ZM97 203V204H96ZM77 204V205H76ZM83 204V205H82ZM105 204V205H104ZM1 205V204H0ZM97 205H98V207H97ZM96 206V207H95ZM100 206L103 208V207H105L104 208V210L102 209V208H100ZM106 206L108 207V209H106ZM6 207V206H5ZM5 207H2V205L0 206V208H1V210H2V212H0V219L6 224V227H5V230H7V227H12V228H15V231L16 230H18V232L17 233H20L21 235H19L20 236V238H19V244L16 246V249L14 248V249H12V252H11V255H10V253H8L7 252V254H9L8 256L6 255L5 256V253H3L2 251V253L4 254L3 256H1V259H2V257H4L2 260H0V264H8V259L10 260L9 261V264H34V263H31V262H29L28 261V259H27V254H30L31 252H32V250L31 249H29L28 247H27V245H26V243L28 242V239L32 236V237H36L37 235H39V234H37V233H41V232H39V228L41 227V225L40 224H38L39 223V221H38V223H36V224H33V225H30V227H28L29 229H27L26 227L27 226H29V224L26 222V221H24L23 220V218H24V216H22L24 213H25V211L26 210H24V213L22 212V211H20V209H19V211H20V213L22 212L23 214H20L19 213V211H18V209H16V211H14V216L12 215V208L11 207H9V209H8V206L6 207V209H5ZM92 207V209L90 210V208ZM112 207H113V209H115V210H113L112 209ZM120 206H117V209L119 210V209H121L122 207H120ZM2 208H4V209H2ZM11 208V209H10ZM95 208V209H94ZM98 208H100L99 209V211L97 210ZM111 208V209H110ZM35 209V208H34ZM44 210V212H43V210ZM102 209V210H101ZM15 210V209H14ZM27 210H29V209H27ZM30 210H33V209H30ZM63 210H64V212H63ZM70 212H69V211ZM97 210V212H95ZM110 210H113V211H110ZM123 210H124V208H123ZM9 211V212H8ZM12 211V212H11ZM37 211H38V208H37ZM46 211H49L50 213H52V215L51 216H49V215H47L45 212ZM58 213H57V212ZM101 211H105L104 213H101ZM112 214L111 216L109 215V212ZM122 213H121V212ZM247 211V210H246ZM245 211V209H239V212H242V213H245L246 212ZM16 212H18L16 215L17 216H19V217H17L16 215H15V213ZM28 212V211H27ZM36 212V213H35ZM66 212V213H65ZM91 212V213H90ZM108 212V213H107ZM123 212L124 211H122V210H119V212L117 211L116 213H121V214H123ZM4 213H7V214H5V215H8L9 213V215H8V218H7V216H6V220L5 219H3L5 216H4ZM28 213V214H29ZM33 213H34V215H33ZM60 213H62V214H60ZM63 213H65V214H63ZM72 214V216H71V218H69V214ZM108 214V215H106V214ZM28 214H27V216H28ZM44 214V216L46 215V218L44 217V216H42ZM58 214H60V216L61 217H63V218H61V217H58L59 215ZM78 214V215H77ZM101 214H103V215H106L105 217L103 216V215H101ZM240 214V213H239ZM29 215V216H30ZM76 215V216H75ZM89 215V216H88ZM3 216V217H2ZM21 216H22V220L20 221L19 219H21ZM95 216V217H94ZM109 216V217H108ZM113 216V217H112ZM118 216V217H117ZM13 217H16V218H13ZM44 217V218H43ZM58 217V218H57ZM74 217V218H73ZM120 217V218H119ZM57 218V219H56ZM81 218H82V220L83 221H86V223L88 224V223H90L91 222V225H90V227L92 228V227H94V225L96 224V226H98L97 224L98 223H100L101 225L102 224H104L103 225V227L102 228H104V226H105V224H106V226L107 225H109V226H112V227H110L109 228V226H108V229L110 230L111 228H112V230H113V225L114 224H112V222L113 221H110L112 218L114 219H116L117 221L115 222H113V223H115L116 225H114V227H117V228H115L114 230H113V233H112V231L110 232V233H108L109 232V230H107L106 229V231H103V232H106V235L105 234H103L104 236H106V237H104L103 236V238H102V233H101V235L99 234V236H101V238L99 239L98 238V240L99 241H97V239H96V241L98 242V244H97V242L95 243H93V241L91 240H89V237L87 238L89 241H87V242H91L92 244H94V245H92L89 249H87V246H86V251L84 250V246H85V241L86 240H84L82 237L80 238V236H81V231H82V228L84 229V227L85 228H87L86 226H87V224H83V221H81ZM105 218V219H104ZM239 224H238V230L240 229V230H242L241 228H240V226H242V225H245L244 227H243V229L245 230H242V231H244V233H242L240 230H239V256H240V260H241V262H242V264L244 263V264H264V262H261V260L262 261H264V259L262 258V257H264V250H262V255H260L261 253V251H258V250H261L262 248H260L261 247V243H259L260 242V240H259V238H261V232H263L264 231V229L262 228L263 227V222H260V221H258V220H256V219H254L253 221H254V223L256 224V225H258L257 227L258 228H256V230H257V232L256 231H253L254 229L252 228L253 226H251L250 227V229H249V227L248 226H250V225H253L254 223H251L250 224V222H248V220L247 219H244L243 217H242V214H241V216H239ZM243 218V219H242ZM16 219V220H15ZM25 219V218H24ZM28 219V218H27ZM42 219V220H41ZM47 219V220H46ZM61 219H63V220H61ZM80 219V220H79ZM88 219H89V221H88ZM243 220V224H241V222H242V220ZM26 220V219H25ZM44 220L42 221L43 223H44ZM57 220H58V222H57ZM75 220H76V222H75ZM8 223H7V222ZM9 221L13 224H15V226H14V224L12 225V224H9ZM18 221V222H17ZM24 221V223L22 224V222ZM73 221L76 223V224H80V225H82L81 227L82 228H80V225H79V227L78 226H74L75 224H73V226H71V223H73ZM131 221H132V219H131ZM17 222V223H16ZM67 222V223H66ZM79 222V223H78ZM122 222V223H121ZM130 222V220L128 221V223ZM27 223V226L25 225ZM41 223V222H40ZM65 223V225H63ZM82 223V224H81ZM94 225H93V224ZM121 224V225H119V224ZM4 224V225H5ZM250 224V225H249ZM254 224V228L256 227V225ZM9 225V226H8ZM12 225V226H11ZM21 225V226H20ZM100 225V226H101ZM51 226H53L52 228H51ZM65 226H66V228H65ZM89 226V225H88ZM119 226V227H118ZM246 226H247V228H246ZM22 227V228H21ZM24 227V228H23ZM44 227H45V223H44ZM76 227L78 228V232L76 231ZM89 227V228H90ZM3 228V227H2ZM18 228V229H17ZM26 228V229H25ZM51 228V229H50ZM71 228V229H70ZM22 229H25L24 231H27V230H29V231H27L28 232V234L26 233V232H24V233H26V234H23L22 235V233H23V231H22ZM30 229H33V231L34 230H38V232L36 233V235L34 234L33 235V231H30ZM42 229H44L43 227H42ZM46 229V228H45ZM64 229H67L68 231H65ZM70 229V230H69ZM79 229H80V232H79ZM96 229V231H97V229L98 228H93V229H91L92 231L93 230H95ZM124 230H126V231H128L127 230V227L126 228H123ZM250 231H248V230ZM4 230V231H5ZM11 230V229H10ZM86 230V229H85ZM99 230V229H98ZM102 230V229H101ZM105 230V229H104ZM115 230H117V231H115ZM123 230V231H124ZM263 230V231H262ZM1 231L2 230H0V239H1V241H2V239L4 238L3 236H4V233L5 232H2L1 233ZM9 231V230H8ZM45 231V230H44ZM44 231H42V234L44 233ZM62 231V232H61ZM89 231V230H88ZM100 231V230H99ZM108 231V232H107ZM128 231V232H129ZM46 232V231H45ZM47 232V233H48ZM52 232H54V233H52ZM61 232V233H60ZM65 234H64V233ZM74 232V233H73ZM209 232V228H204V229H202V231H199V232H197L195 235L193 234V236H191V238H192V240H190L191 242L189 243V249H190V251H192L193 249H195V248H197L198 247V245H199V243H200V241H201V239H202V237L205 235V234H207ZM249 233V234H247L246 235V233ZM254 232V233H253ZM31 233H32V235H31ZM46 233V234H47ZM76 233H79V234H77V235H80L79 237L78 236H76ZM83 233V232H82ZM97 233V232H96ZM119 234V235H116V234ZM255 233H257V235H254ZM264 233V232H263ZM84 235H85V237L87 236V235H89V233H86V231H85V233H83ZM122 234V235H121ZM125 234H126V232H125ZM134 234L135 233H133V236H134ZM137 234H138V232H137ZM136 234V235H137ZM241 234H244L245 235V237H246V239H245V237H244V235H241ZM251 234V235H250ZM3 235V236H2ZM92 235V234H91ZM94 235H95V232H94ZM98 235V234H97ZM253 235H254V239H253ZM61 236V237H60ZM93 236V235H92ZM99 236H95V238H97V237H99ZM119 236V237H118ZM125 236V237H124ZM2 237V238H1ZM70 237V238H69ZM91 237V236H90ZM130 237V238H129ZM137 237V238H136ZM240 237H241V239H243L242 241H241V239H240ZM243 237V238H242ZM249 237V238H248ZM257 237V238H256ZM62 238V239H61ZM75 238V239H74ZM77 238H79V239H81V240H78ZM120 238V239H119ZM122 238H123V241H125V240H127L128 241V243H126L125 244V246H127V247H125V246H121V244L120 243H122V245L124 244L123 243V241H121L122 240ZM133 238H135L134 240L136 241L137 239H138V235L137 236H134ZM25 239H27V241H26V243H25V245H24V243H22L21 242V240L23 241V240H25ZM64 239H65V242H64ZM68 239V240H67ZM71 239V240H70ZM74 239V243L76 244V246L77 247H75L74 248V250H73V246H75V244L73 243V240ZM103 239V240H102ZM115 239H117V240H115ZM130 239V240H129ZM249 239V240H248ZM250 239H252V240H250ZM256 239V240H255ZM93 240H94V238H93ZM101 240V241H100ZM105 240V241H104ZM115 240V241H114ZM133 240V241H134ZM255 240V241H254ZM259 240V241H258ZM0 241V242H1ZM60 241V242H59ZM79 241V242H78ZM81 241H83V244H84V246H82L81 248H79V249H77L78 247H79V245L81 244L80 242ZM121 241V242H120ZM130 241H131V243H130ZM134 241V242H135ZM258 241V242H257ZM71 242V243H70ZM100 242V243H99ZM126 242V241H125ZM133 242V243H134ZM252 242V243H251ZM23 245H22V244ZM64 244V245H62V244ZM68 243V244H67ZM78 243V244H77ZM88 243V244H89ZM105 243L107 244H110V246H111V248L114 246V245H116L115 246V251H117L115 254H114V252H113V254H112V259L110 260V261H107V260H109L111 257V254H109V253H111L112 251H114V247L112 248L113 250H111V251H109L111 248H109V247H107L108 248V254L110 255H108V254H106L107 252V248H105V249H103L104 248V246H105ZM130 243V244H129ZM247 243H249L250 244V246H247V245H249V244H247ZM59 244V245H58ZM66 244V245H65ZM73 244V245H72ZM113 244V245H112ZM117 244H118V246L119 247H117ZM241 244V245H240ZM256 244H258V245H256ZM259 244H260V246H259ZM0 245L2 246V244L0 243ZM20 245H22V247H20ZM62 245V246H61ZM89 245H91V244H89ZM130 245L132 246V248L130 247ZM242 245H243V247H242ZM245 245V246H244ZM0 246V250H3V249H5V248H7V247H3V249H2V247ZM26 246V247H25ZM121 246V247H120ZM128 246H129V248H128ZM247 246V247H246ZM257 246V247H256ZM258 246H259V248H258ZM20 247V249H22V250H20V249H18ZM23 247H25V248H23ZM65 247H67L68 248V250H67V248L65 249ZM84 247V248H83ZM99 247V248H98ZM101 247H102V249H103V252H104V250H105V255H108V257L107 256H105V255H103L104 253H102V250H101V252H99L98 250H100L101 249ZM123 247H125L124 249H123ZM240 247H241V249H240ZM244 247H246L247 249H249L248 251L246 250V249H242V248H244ZM69 248H70V250H72V251H70L69 250ZM117 248V249H116ZM17 249L18 250H20V252L19 251H17ZM81 249V250H80ZM95 249V250H94ZM122 249V250H121ZM137 249V250H136ZM10 250V248L8 249V251ZM26 250V251H25ZM29 250V251H28ZM56 250V251H57ZM75 250H76V252L77 251H79V252H82V254H78V255H76V252H75ZM82 250H84V252L82 251ZM127 250V251H126ZM244 252H243V251ZM253 250H255V253L253 252ZM23 251H24V253L26 254H23ZM66 251V252H65ZM92 251H94L93 253V255H92ZM98 251V252H97ZM253 252L252 254L253 255H251L249 252ZM256 251H257V253L259 252L260 254V256L261 257H259L258 256V254H256ZM52 252H55V249L52 251ZM73 252V254H74V256L73 255H71V254H69V253H72ZM88 252V253H87ZM126 252V253H125ZM14 253V254H13ZM15 253H17V254H15ZM23 256H20V254ZM69 255H68V254ZM97 253V254H96ZM132 253H133V255H132ZM135 253V254H134ZM242 253V254H241ZM96 254V255H95ZM256 254V255H255ZM0 255H2L1 253H0ZM19 255V256H18ZM54 255V254H53ZM76 255V256H75ZM87 255H90L91 257L92 256H96L95 258H99L100 259V257L102 258L101 260H94V258L92 259L91 257L89 258ZM97 255H101V256H98L97 257ZM130 255L131 256H133V257H130ZM138 255V256H137ZM246 255V256H245ZM11 256V257H10ZM69 256V257H68ZM71 256H73V257H71ZM78 256V257H77ZM119 256V255H118ZM122 256V255H121ZM120 256V257H121ZM244 256H245V258H244ZM252 256H254V257H252ZM258 256V257H257ZM8 257V258H7ZM13 257H15V259H18V260H15ZM17 257V258H16ZM19 257H21V258H23L22 260L19 258ZM70 258H72V260L70 259ZM105 258V259H104ZM119 257H117V259H118ZM124 258V257H123ZM136 259V261L135 260H132V259ZM244 260H243V259ZM250 258V259H249ZM12 259V260H11ZM14 259V260H13ZM20 259V260H19ZM104 259V260H103ZM121 258H119L118 260H116V259H114V260H116L117 262H116V264H121V262L119 261ZM125 259H126V257H125ZM124 259V260H125ZM128 259V258H127ZM137 259H138V261H137ZM256 259L258 260V259H260V263L258 262L257 263V261H256ZM105 260L107 261V262H105ZM112 261L113 262V264H115L114 262L115 261ZM122 260V259H121ZM123 260V261H124ZM12 261V262H11ZM253 261V262H252ZM11 262V263H10ZM94 262V263H93ZM99 262V263H98ZM124 262H128L129 263V260L128 261H124ZM245 262H248V263H245ZM125 263V264H126ZM130 263V264H131ZM124 264V263H123Z\"/></svg>","mask_w":264,"mask_h":264}]
</instances>
